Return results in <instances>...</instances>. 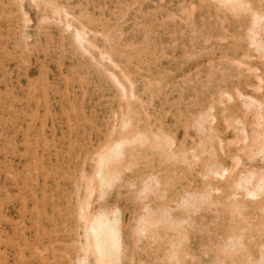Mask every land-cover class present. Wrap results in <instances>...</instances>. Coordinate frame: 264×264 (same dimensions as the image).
Listing matches in <instances>:
<instances>
[{
    "label": "rangeland",
    "instance_id": "374dc122",
    "mask_svg": "<svg viewBox=\"0 0 264 264\" xmlns=\"http://www.w3.org/2000/svg\"><path fill=\"white\" fill-rule=\"evenodd\" d=\"M26 1H28V2H26ZM52 1H55V0H52ZM71 1H73V2L71 3ZM91 1L92 0H80V1L79 0H63V1L58 0L56 3H58L59 6L65 8V9L71 8V10L69 9V12L72 11V12H70V14L73 13L75 15L72 14L73 17L71 16L70 20H72L76 26H78V25L80 26V24L82 22H84L83 25L87 26L86 27L87 29L90 28L89 29L90 31L95 32V33L92 32V34L90 33V36L93 34L96 35L95 36L96 40H99L96 43L100 44V46L98 44V47L100 48V49L98 48L99 50H104L106 52L111 51V53L114 54V56H112L111 53H109V52L108 53L111 55L112 59L117 63L119 61H120L119 63H121L124 60L122 62V64H120V69L125 70V71L128 70L127 72L124 71L126 74L130 71L128 73V76L130 74L132 75L131 77L130 76L129 77L133 81V83L135 84L134 88H135L136 95L139 94L137 96V99H139V100L141 99L140 101L132 100L131 103H133V104H131V108L126 106V104L124 103L125 99L121 97L118 87L113 83V81L110 79V77H108V74H106L105 70L102 67H100V65H98L96 60L92 59L91 56L88 54H82L80 52H79L80 55L78 54V49L73 44V40L70 37L69 33L66 30H65V32L62 31L63 27L60 24L56 23L57 22V20H56L57 16H55L56 17V19H55L54 14H52L49 6L46 7L47 6L46 4H44L42 2H38V7H37L36 4L30 2L29 0H23V2H21V3L16 2V0H13V1L12 0H0V4H1L0 5V188H1L0 189L1 190L0 191V201H1L0 202V206H1L0 207V215H1L0 216V224H1L0 228H3V230H4V232L2 233L3 235H1V238H3L4 240L0 239V240H2L1 241L2 243H0V255L1 256L4 255L3 256L4 258H6V256H7V258H8V260H7L8 263H5L6 261L3 260L4 258L0 256V258H1L0 263L2 261H4L1 264H3V263L4 264H17V263L18 264H24V263L25 264H76V256L78 255V250H79V241L81 240L80 235H82V229H81L82 228V222L78 218V204H79V198H80L81 194L83 193L85 173L88 172V175H89V173H91L90 172L92 170L91 156H92L93 152H95L98 149V147L100 148L102 145L105 146L109 142V140H111L112 137L114 138L115 135H116L115 137H117L118 130H119L118 126H120V125L122 126V122H121L122 118L124 116L126 117V115L130 111L135 112L134 113L135 120L133 121V123L136 124L138 122L137 125L139 126V127H137V131H136V136L138 137L137 144H134L131 141V139L128 137L127 145H123L121 148L122 166L120 164V167L124 171L122 179L120 180L119 183L114 182V183L110 184L109 188H107V191L105 193H103V194L96 193L94 196L93 204H92L93 208H96V210L100 209V207H103L102 208L103 211L106 212V209H107L108 211H110V214H112L114 212L117 215V217L119 219V229L118 230L120 233V240H122L124 242L123 244H124V250H125L122 253V261H123L122 263L123 264H153V263L154 264H158V263L169 264L170 263V262H168L169 260H167L165 258H167L166 254H167L168 248L170 246L168 241L170 238L169 235L170 236L172 235L171 232L160 230L159 231L160 235L158 236L160 241L158 240V237L157 238L154 237L155 239L154 238L151 239V242H150V238H147V239L145 238V239L140 241L141 243H138L139 245L137 244L134 246L133 235H132L131 230H132V226L135 223L134 219H136L142 213V203H141V201L136 200L134 195H135V191L139 188L140 184L142 183V180L147 175H149L150 173H153V174H155V176H158V178H160L159 189H161L160 193L163 195L164 198L162 197L161 201H159L160 200L159 197H154V196L150 195V197H148L147 200H145V201H148V203H150L149 205L151 207L153 206L152 208L155 207V209H158V207L160 208L161 206L167 204V206L168 205L170 206V207L168 206L169 208L172 207L171 209H172L173 214H175V216L182 217L181 211L177 208V201H178L180 195L185 191L191 190L192 192L189 193V196L191 199H194V197H195L194 190H196L197 188H198L197 191L202 190L204 188V184H206V181L198 173V169H197L198 166L195 167L196 163L202 160V157L208 158L206 153L202 155V148L204 147V145L202 143H200V141L202 140V127H199L196 124L197 119L208 120V118H210V116H211L212 111L215 112V116H216L215 119L216 120H214V122H213L214 124H212V126L215 125L213 127H215V129H216V135L218 134L217 136H219L220 141H219V139L218 140L215 139V141L213 142V145H214L213 147L216 150L217 159L220 162H222L226 167L232 166V163H233L232 158H233L234 154L236 153V148H237V146L232 143V140L235 138V133L233 132V130L231 128L230 129L227 128L225 122L223 121V117H222L223 114L221 113L220 110L224 106H222L218 102V100H219L221 92L226 88V86H225V84H226L227 90L225 89L224 91L229 92L230 94L235 96L234 97L235 101L229 103L228 106L230 107V109L232 108V110H231V111H233L232 114L236 115V112H240L239 108H238L239 105H237L238 101L236 99L237 90L238 91L240 90V92H242V93H251L253 91L251 88V87H253V84L255 82L253 75L251 73L247 72L246 66H244L242 64L238 65L239 61L244 62L246 60L245 63L251 64L253 66L254 65L260 66V60H258L256 53H254L251 50V47H249V45H248V40H247V36H246L247 26L249 24L248 18L245 15L233 16L228 11H225L223 9L218 8L217 5L215 7V3L212 0L211 1L210 0H151V1H153V3L150 0H148V1L147 0H111V1L110 0H103V1L102 0H93L92 2ZM101 1H102V3H101ZM116 1L117 2L121 1V2L117 3ZM59 2H62L65 5H61L62 3H59ZM80 2L81 3L83 2V3L81 4ZM105 2H107V3H105ZM127 2H129V4ZM160 2L163 3L162 7H164V8L161 7V4H159ZM203 2H205V3H203ZM30 3H31V7H30ZM14 4H15V6H12ZM18 4H20V6ZM70 4H72V5H70ZM100 4L103 6V8ZM67 5H68V8L66 7ZM82 5H83V8H82ZM129 5H130V8H129ZM134 5H135V7H134ZM22 6H23V8H22ZM114 6H117V7L114 8ZM39 7H41V8H39ZM85 7H87L86 10H85ZM158 7H159V9H158ZM165 7L168 11L165 9ZM194 7H195V10H194ZM14 8H16V9H14ZM144 8H145V10H144ZM38 9H39V12H38ZM45 9H46V11H45ZM73 9H74V11H73ZM105 9L107 11H105ZM110 9H111V11H109ZM120 9H121V11H120ZM152 9H153V11H152ZM154 9H156V10H154ZM161 9H163V10H161ZM169 9H171V10L169 11ZM188 9H189V13L187 11ZM11 10L14 12H12ZM209 10H211V11L209 12ZM85 11L87 12V14L84 13ZM100 11L102 12V15H101ZM114 11L115 12L117 11V12L115 13ZM183 11H184V13H183ZM163 12H165V13L167 12L169 17L167 14H164ZM186 12H187V14H185ZM24 13L26 14V18L29 20L26 24L24 23V19H25ZM76 13L78 14V16H76L77 15ZM91 13L94 15V17L92 16ZM48 14L49 15L51 14L52 18H51V15L48 18ZM114 14H116V17ZM174 14H175V16H174ZM183 14H185V15H183ZM202 14H203V16H202ZM225 14L228 17H226ZM46 15H47V17H46ZM140 15L142 17H138ZM158 15H159V17H158ZM80 16H81V18H80ZM96 16H98V17H96ZM101 16H103V17L100 18ZM146 16H147V18H146ZM74 17H76V19L78 21L75 20ZM154 17H155L156 21L154 20ZM203 17H204V19H203ZM45 18H47V19L44 20ZM79 18H80L81 23H79ZM92 18L94 20H92ZM105 18L107 20H105ZM108 18H109V20H108ZM112 19H113V21H112ZM182 19H184V22ZM207 19H208V21H207ZM91 20L93 22H91ZM148 20H149V22H148ZM151 20H152V22H150ZM200 20H201V22H200ZM225 20H227V21H225ZM229 20L231 21V23H229ZM233 20H234V22L232 23ZM100 21H102V22H100ZM108 21H109V23H108ZM110 21H112L113 24ZM135 21L136 22L138 21V23H136ZM195 21L199 27L196 25ZM145 22H147V23L145 24ZM45 23H46V25H45ZM155 23H156V25H155ZM238 23H239V25H238ZM40 24H42L41 29H40ZM140 24H145V25L143 27L142 25L140 26ZM169 24H170V26H169ZM192 24H193V26H192ZM108 25H109V28H108ZM195 25H196V27H195ZM229 25H230V27H229ZM29 26H30V28H29ZM120 26H121V28H120ZM150 26L152 28H150ZM166 26H168V28ZM175 26H177V27H175ZM21 27H22V29H21ZM131 27H134V28H131ZM146 27L148 28V30ZM233 27H235V28H233ZM124 28L126 31L124 30ZM132 29H133V31H132ZM161 29H163V30H161ZM197 29H199V30H197ZM43 30H46V31H43ZM127 30L129 31V33L127 32ZM182 30H183V32H182ZM200 30H202V31H200ZM233 30H234V32H233ZM115 31H117V32H115ZM98 32H100V33H98ZM101 32H104V33H101ZM125 32H126V34H125ZM130 32H132V33H130ZM138 32L140 34L141 33L143 34V32H144V35H142V34L140 35ZM164 32L166 33L165 36H164ZM195 32H197L196 33L197 35L193 34ZM217 32H219V33H217ZM20 33H21V35H20ZM24 33H27V34L30 33V34H28L30 36L29 40L25 41V39L23 37ZM59 33L61 34V36ZM135 33H136V35H135ZM150 33H151V35H154V36L149 35ZM160 33H163V34H160ZM49 34H50V36H49ZM98 34H101L103 36L105 35V38H103L101 35H98ZM112 34H113V38H115L116 40L110 37V36H112ZM124 34L127 35L126 38H125ZM208 34H209V36H208ZM40 35H41V37H40ZM106 35L109 37V39H107L108 44L106 41V38H107ZM178 35H179V37H178ZM194 35H196L195 38H197V40L194 39ZM212 35L214 36L213 39H212ZM169 36H170V38H169ZM184 36H186V37H184ZM227 36H228V39H227ZM33 37H36V38H33ZM38 37H39V39H38ZM60 37H61V39H60ZM117 37H118V39H117ZM207 37L209 39H207ZM44 38H46L48 40L45 39L46 40L45 41ZM70 38H71V40H70ZM120 38L123 39V41H125V42L123 43L122 40H120ZM34 39H35V41H34ZM154 39H156L157 42ZM171 39H175V41H173ZM198 39H200V40H198ZM226 39L229 41H227ZM37 40H39L41 44ZM132 40L134 43L132 42ZM147 40H148V42H146ZM176 40L177 41L180 40L179 41L180 43L177 42ZM201 40H204V41L202 42ZM211 40H213L214 43ZM237 40H238V42H236ZM129 41L131 42V44ZM151 41H153V42H151ZM158 41L160 42V47L158 45L159 44ZM165 41H166V43H165ZM182 41H184V42H182ZM194 41H196L197 43L196 42L194 43ZM19 42H21V43L19 44ZM46 42H48V43H46ZM50 42L53 43V45ZM56 42L58 43V45H56L57 44ZM112 42H114V43L116 42L115 45ZM137 42H138V45H137ZM161 42H164V43H161ZM224 42H226V44ZM35 43H36V46H35ZM43 43L44 44L46 43V46L43 45ZM105 43H106V45H105ZM119 43H120V46H119ZM139 43H140V45H139ZM193 43H194V45L196 44L197 46L195 45L196 47H194ZM199 43H201V44H199ZM102 44H104V45L102 46ZM109 44H110L111 48H109L110 47V46H108ZM111 44H113V46ZM133 44L135 46H138V47H136V49L138 51L137 50L135 51V46ZM142 44H143V46H142ZM148 44H150V46ZM183 44H186V45H183ZM188 44H189V46H188ZM224 44H225V46H224ZM29 45H31V48H29L30 47ZM59 45L65 46L64 49H63V47H61L59 49ZM125 45H126V47H125ZM128 45L130 46V48H128ZM198 45H199V47H198ZM205 45L208 47L207 49H205L206 48ZM27 46H28V49H27ZM107 46L109 49L107 48ZM144 46H145V48H144ZM162 46L165 48H162ZM172 46L174 47V49L172 48ZM69 47H71L72 49L70 50ZM74 47L76 49H74ZM118 47L121 49L119 50ZM140 47L142 48V50ZM157 47H159V48H157ZM187 47H188V49H187ZM193 47L195 48V50ZM22 48H23V50H22ZM149 48L151 49V51ZM160 48L162 51L160 50ZM169 48H171L172 50H170ZM45 49H46L47 53L46 52L43 53L45 51ZM68 49H69V51H68ZM98 49H94L95 51L93 49L91 50V52H92V54H94V56L97 54V52L99 54ZM130 49H131V51H130ZM210 49H211V51H210ZM249 49H250V53H249ZM39 50H41L42 52ZM56 50H58V51H56ZM61 50H62V52H61ZM96 50H98V51L96 52ZM121 50H124L125 52L121 51ZM143 50H144V53H143ZM26 51H27V54H26ZM113 51H114V53H113ZM117 51H118V53H117ZM205 51H208V52H205ZM120 52H123L124 55H122V53H120ZM126 52H127V54H126ZM137 52L140 54L139 56H138ZM227 52H228V55H227ZM4 53H6V54H4ZM74 53L76 56L74 55ZM155 53H157V54H155ZM98 54L95 56L96 59H99ZM128 54H130L131 56ZM231 54L233 56L235 55L236 57L235 56L233 57ZM236 54H238V56ZM71 55L74 57H72ZM87 55L89 57H87ZM150 55L154 59L149 57ZM156 55H159L160 59L157 58L158 56L156 57ZM229 55H231L234 58V60L237 59V60H235V63H234L233 58L230 57ZM45 56H47L48 58ZM123 56L125 57L124 59H123ZM50 57H51V59L53 58L52 59L53 61L50 59ZM62 57H64L65 59ZM133 57H134V60H133ZM184 57H186V58H184ZM203 57H204V59H203ZM118 58H120L119 61H117ZM129 58H132V59H129ZM141 58H143V59L145 58V59L141 60ZM247 58H249V59H247ZM55 59L56 60L58 59V60L56 61ZM75 59H76V61H75ZM135 59H136V61H135ZM147 59H149V60H147ZM155 59H156V62H155ZM213 59L216 60V62H217V60H219V61L216 63ZM225 59H227V60H225ZM130 60H132V61H130ZM58 61H60V62L58 63ZM143 61H145V62H143ZM226 61H228V62H226ZM136 62H138V63H136ZM141 62L143 64H141ZM158 62L160 63V65ZM212 62H214V63H212ZM208 63L213 64V65L216 63V65H214V66L210 65V67H209L210 71H209L208 67H207V66H209ZM75 64H77L79 68H77V65H75ZM86 64H87V67H90V68H86ZM125 64H128V65H125ZM133 64H135V65H133ZM217 64H219V65H217ZM223 64H226V66L227 65L230 66V68H232V69H230L228 66L226 67ZM63 65H64V67H63ZM221 65H223L224 68ZM232 65L236 66V68L232 67ZM75 66H76V68H75ZM95 66H96V68H95ZM127 66L129 68H127ZM132 66H133V68H132ZM149 66L152 68H150ZM108 67L110 70H112V68H111L112 66L108 65ZM145 67L147 68V70ZM158 67L161 69V71ZM212 67H214V69L216 71H214V69L211 70ZM42 68H43V70L40 71V69H42ZM55 68H57V69H55ZM82 68H84V69H82ZM205 68L207 69V72H206ZM228 68H229V70H228ZM59 69H60V72H59ZM90 69H92V70H90ZM151 69H152V71H151ZM226 69H227V71H226ZM235 69H237L236 71H240L239 73L238 72L235 73L236 76H235V74H233L234 72H236V71H234ZM153 70L154 71L157 70L158 73H157V71L154 72ZM99 71H100V73H99ZM101 71H103V72H101ZM114 71H117L120 73L119 69H117V70L115 69ZM224 71H225V73H224ZM41 72H42V74H41ZM56 72L59 74H57ZM76 72H77V75L81 74V76L78 75V77H77L75 75ZM198 72H199V75H198ZM210 72H212V74ZM215 72L217 74L218 73L219 74L217 75ZM222 72H223V75H222ZM72 73L75 75V77H74V75H72ZM154 73L156 74V76ZM202 73H203V75H202ZM204 73L205 74L208 73L209 75L208 74L205 75ZM226 73H228V75L230 74L229 76L233 75L232 77L229 78L230 80L227 79L228 77H227ZM150 74H151V76H150ZM66 75H67V77L69 76L68 79H67ZM91 75H93V76H91ZM215 75H217V76H215ZM219 75H222L224 78L222 76H219ZM224 75H226L227 78ZM239 75H241L240 78H238ZM47 76H48V78H47ZM85 76L87 77V79L85 78ZM100 76H101V80L99 78ZM208 76H210L211 78H209ZM213 76H215V77L212 79ZM58 77H60V78L58 79ZM70 77H72L73 82H72V80H70ZM133 77L135 80L133 79ZM155 77H156V79H154ZM157 77H158V79H157ZM203 77L204 78L206 77L205 80H207V81H205L203 79ZM90 78L93 82L90 80ZM219 78L220 79L222 78V79L218 80ZM83 79L85 81L86 80L87 81L82 82ZM98 79L101 82H99ZM208 79H210L209 80L210 82H208ZM233 79H234V82H232ZM238 79H240V80L238 81ZM66 80H69L71 82L66 81ZM75 80L76 81L78 80L80 83L77 81V84H76ZM194 80H196V81H194ZM48 81H49V83H48ZM200 81L202 82L201 84H200ZM221 81H225V82L221 83ZM37 82H38V85H41L40 87H38V85H36ZM105 82L107 84H104ZM148 82H150V83H148ZM151 82L152 83L155 82L154 88H153L154 84H152ZM191 82H192V85H191ZM204 82H206V85L208 84L210 86V88L207 85V89H206V87H204L205 86ZM217 82L219 83V85ZM42 83H43V85H42ZM65 83H66V85H65ZM67 83H68V86H67ZM97 83L99 86L97 85ZM109 83H111V84H109ZM156 83L157 84L160 83L159 86L156 85ZM198 83H199V85H198ZM215 83H217L216 84L217 86L215 85ZM47 84H49V85H47ZM60 84H61V86H60ZM79 84H80V87H79ZM86 84H87V86H86ZM96 85H97V87H96ZM105 85L106 86L108 85V86L106 87ZM148 85L151 87H149ZM174 85H176V86L173 87ZM186 85H190V87H188V90H186V88H187ZM197 85H198V87H197ZM201 85H202V87H201ZM211 85L212 86L214 85V87H212ZM220 85H222L225 88L223 89L222 86H220ZM43 86H44V88H43ZM140 86L142 88H140ZM156 86H158V87H156ZM194 86L196 87V89ZM56 87H59V88H56ZM64 87L65 88L67 87V88L65 89ZM93 87L94 88L96 87V88L93 90L92 89ZM113 87H114V89H113ZM97 88H99L100 92L99 91L97 92V90H98ZM105 88L106 89L108 88L107 91H105L106 90ZM149 88H150V90H149ZM159 88H160V90H159ZM171 88H173V89H171ZM35 89H37V92ZM40 89H42L41 92H40ZM45 89H47V90H45ZM78 89H80V90H78ZM141 89H142V91H141ZM155 89H157V90H155ZM202 89L204 90V92H202L203 91ZM108 90H110V91L108 92ZM162 90H164V91L167 90V91L164 92ZM178 90H181V91L178 92ZM190 90L192 92H190ZM45 91H48V93H46ZM71 91L72 92L74 91V92L72 93ZM215 91H217V95H216ZM42 92H43V94H42ZM79 92H81V93H79ZM85 92H86V94H85ZM154 92L156 94V95L154 94L155 97L153 96ZM158 92L161 94V96ZM56 93H57V95H56ZM59 93L61 94V96ZM198 93L199 94L201 93L202 95L201 94L199 95ZM205 93H207V94H205ZM54 94H55V97H53ZM76 94H77L78 100L76 99L77 97L75 98ZM93 94H94V96H93ZM115 94L117 95V99H119V100H117L116 98L114 99ZM143 94H144V96H143ZM171 94H172V96H171ZM43 95L47 96L48 98L47 97L44 98ZM90 95H91V97H90ZM100 95H103V96H100ZM111 95L113 96V98ZM119 95H120V97H119ZM162 95H163V97H162ZM208 95H209V97H208ZM213 95H214V97H213ZM15 96L17 98H15ZM108 96L111 98V100ZM72 97H73L74 101H73ZM88 97L90 98V100L91 99L92 100L90 101ZM106 97H107V100H105ZM152 97H154V99ZM205 97H206V100H205ZM46 98L48 99V101ZM62 98H63V100H62ZM52 99L54 101H52ZM98 99H99V101H98ZM196 99H198V101ZM202 99L204 102H206L207 99L210 101L209 102L207 101L205 104H203L204 102L202 101ZM214 99H216L218 103ZM169 100H170L171 104H170ZM175 100H176V103H174ZM182 100L184 102L181 103ZM93 101L95 102L94 107H93ZM144 101L146 103H144ZM165 101L168 102L169 104L168 103L166 104ZM199 101H200V104H199ZM116 102H118V105ZM141 102L144 104H142ZM159 102L162 104H160ZM178 102H179V104H178ZM186 103H187V106H186ZM232 103L234 105H232ZM62 104H64V105H62ZM70 104L72 107L75 105L73 109L70 106ZM106 105H108V106L106 107ZM144 105H146V106H144ZM164 105H166V107ZM215 105H216V109H215ZM61 106H63V107H61ZM68 106H69V108H68ZM85 106H86V109H85ZM174 106H178L180 108L174 107ZM185 106L187 107L186 110H185ZM76 107H78V108H76ZM144 107L146 108V110ZM217 108H219V109L217 110ZM74 109H75V111H74ZM91 109L92 110L94 109V110L92 111ZM100 109H101V111H100ZM76 110H77V112H76ZM33 111H34V113L35 112L36 113L33 114ZM61 111H63V112H61ZM64 111H66V113H68V114L66 115V113ZM146 111L148 112V115H147ZM182 111H183V114H182ZM25 112L28 113L29 115L28 114L24 115V114H26ZM44 112H45V115H44ZM74 112H76V113H74ZM80 112L82 115L78 114ZM173 112L176 114H174ZM214 112H213V114H214ZM48 113H49V115H48ZM61 113H63V114L61 115ZM51 114H52V116H51ZM57 114L59 116H57ZM84 114H85V118H83ZM90 114L95 116V117L91 116ZM103 114H104V116H103ZM177 114H179V115H177ZM34 115H35V119H34ZM79 115H81V116H79ZM149 115H151V117ZM36 116L38 117V119ZM47 116H48V118H47ZM62 116H64V117H62ZM88 116H89V118H88ZM211 117H213V116H211ZM59 118L60 119L62 118V119L60 120ZM188 118H189V120H188ZM42 119H43V123H42ZM68 119H70V120H68ZM102 119H104V120H102ZM45 120H46V122H45ZM54 120H56V121H54ZM87 120H88L89 126L87 125L88 124ZM101 120H102V122H101ZM83 121H85V122H83ZM90 121H92L94 124L93 123L91 124ZM220 121H221V123H220ZM38 122H40L41 126L38 125L39 124ZM50 122H52V123H50ZM70 122H71V124H70ZM80 122H81V124H80ZM60 123L62 124V126L60 125ZM219 123H220V125H219ZM43 124L45 125V127ZM50 124H52V125H50ZM94 125H95V127H94ZM33 126H35V127H33ZM92 126L94 129L90 128V130H89V127H92ZM52 127L54 130H52ZM97 127L98 128L100 127V129H98ZM102 127H105V128H102ZM217 127H219V128L217 129ZM82 128H83V130H82ZM43 129H44V131H43ZM60 129H61V131H60ZM115 129H117V131ZM91 130H93V131H91ZM114 131L116 134L114 133ZM218 131L221 134H219ZM43 132L45 135L40 136L43 134ZM89 132H91V133H89ZM95 132H97V133H95ZM151 132H154V134L152 133L153 135H151ZM161 132L162 133L164 132V134L166 133V135L172 137L173 140L174 139L176 140V141L174 140L175 145L173 148H175V150H176V148L178 147L177 151H179V156L177 157V161L183 160V159H188L187 162L190 165V167L192 168L191 170H189V172H188V168L182 163H180L179 166L177 167V165H175L176 163H174V162L173 163H171V162L165 163V162H161L160 160H158V157L156 155L157 150L153 149V145H156L159 143V140H158L159 137L158 136H159V134H161ZM27 133H28V135H27ZM81 133H83V135L85 137H83V135ZM87 134H89V135H87ZM91 134H92V136H91ZM169 134H171L172 136ZM62 136H64L65 138ZM86 136H89L90 140H89V137H86ZM100 136H101V138H100ZM58 138L60 139L59 141H58ZM61 138H62V141L64 139L66 141L64 140L62 143ZM48 140H51V141L49 142ZM36 141H37V143H36ZM52 141H53V143H52ZM221 141L223 143L225 141V143L224 144L220 143ZM30 142H32V143H30ZM31 144L33 146H31ZM69 145L71 146L70 148H69ZM232 146H234V147L231 148ZM228 147L231 148V152H230V149ZM33 149L35 150V152ZM89 151H91L92 153ZM167 152L168 151H166L165 153H167ZM222 152L224 154L225 153L226 154L224 155ZM225 157H226V159H225ZM243 161L244 162L246 161L245 158L243 159ZM257 163L258 162H255V163L252 162L253 165H257ZM168 164L172 165V167H169ZM173 165H175L176 167ZM258 165H260V163H258ZM176 169H177V171H176ZM179 170H180L181 174L178 173ZM193 170L195 172L196 171L197 172L193 173L194 172ZM190 171L191 172L193 171V172L191 173ZM164 172H165V174H164ZM169 172H170V174H169ZM175 173H176L177 177H176ZM183 174L186 176V179H185V176H183ZM179 176L183 177V179H181ZM193 176H194V178H193ZM178 177H179V179H178ZM175 178H176V180H175ZM189 178H191V179H189ZM170 181H172L173 185L171 184ZM167 183L169 184V187L167 186L168 185ZM170 187H171V189H170ZM200 187H201V189H200ZM21 188L23 191L21 190ZM4 190H7L8 193ZM165 191H167V193H165ZM164 194H166V196ZM167 194H168V196H167ZM223 194L224 193H222V195H220V196L222 197ZM216 195L218 196L217 193H216ZM10 198H11V200L9 201ZM24 198H26L25 199L26 201L23 200ZM3 200L4 201L6 200V201L4 202ZM37 200L40 202H38ZM23 201L25 202V205H24ZM34 201L35 202L37 201V202L35 203ZM1 203H3V204H1ZM8 204H11V205H8ZM160 204H161V206H160ZM32 205H34V206H32ZM40 205H41V207H40ZM25 207H26V212H25ZM35 207L36 208L38 207L37 208L38 210H36ZM34 208H35V210H34ZM30 209H31V211H30ZM44 209H46V211ZM205 210L206 211L202 210V212L204 214L201 212L200 209H197L196 212L193 211V213H191L192 214L191 217H193L192 220H194L193 222H191V225H193V224L194 225L193 226L190 225V228L188 226L187 230L189 233L187 232L186 238L188 240V237H189V239L192 240L193 243L191 244L190 240H188V243H187V240L184 241V243H183L184 250L183 251L187 252V253H184L185 259L183 258L184 255H182L183 256L182 259L184 260L183 263L184 264L185 263L186 264H197V263L198 264H206V263L210 264L212 262L211 264H213V263L214 264L215 263L216 264H231V261L227 260V259L224 260V263L223 262L220 263L219 262L220 256L218 253L219 252L218 242L221 239H225V234H227V232L229 230L231 215H228L227 211H226L227 213L224 211L222 212L220 204H218L216 210H215V207H213V208L211 207L210 210L209 209H205ZM211 210H213V211H211ZM18 211H20V212H18ZM38 211H39V213H38ZM209 211H210V213H209ZM217 211H219V212H217ZM220 211L222 213V216H220L221 215ZM24 212L27 214H25ZM212 212L216 213V216ZM28 213H31V214L28 215ZM34 213H36V214H34ZM195 213L197 216H195ZM217 213H218V215H217ZM74 215H75V217H74ZM203 215H204V217L206 216L205 219H204ZM245 215H244V217L247 218V220L252 221V222H258L260 220L261 214H260L259 210H255L254 212L251 213V215H248L247 217ZM25 216H26V218H25ZM244 217H243V219H244ZM75 218H76V220H75ZM216 218H218L217 221H216ZM32 219L34 221H31ZM200 219L202 220V222H200L201 221ZM209 219H211L212 221L210 220V222H209ZM234 219H236V221H238L239 218L236 217ZM206 220H208V221H206ZM6 221H7V224H6ZM11 221H12V223H15L18 221V224L15 223V225H14L11 223ZM35 221H36V223H35ZM40 222H41V224H40ZM80 222H81V226H80L81 228L79 227ZM200 223L202 225H200ZM10 224H12V225L10 226ZM197 224H199V225L197 226ZM207 224H208V227H207ZM203 225H205V226H203ZM258 226L259 225H257L256 228ZM202 228H203L204 232L201 233ZM256 228L254 227L252 229L251 233H252V237L255 236V239L253 238V241H257V239H258L257 242H259L260 237L257 235V232L255 230ZM12 229H13V232H12ZM38 229H39V231H38ZM212 229H213V231H212ZM36 230L38 231V233L36 232ZM192 230H195V234H194V231L192 232ZM75 231H77V232H75ZM165 232H167V233H165ZM213 232L215 235L213 234ZM4 233H6L7 236ZM43 233H45L46 235ZM203 233L205 234V238H204ZM201 235H202L203 240L201 238ZM9 236H10V238H9ZM22 236H23V239H22ZM42 236H43V238L41 239ZM162 237L164 239H162ZM218 237H219V239H218ZM36 238L37 239L39 238V239L37 240ZM165 238H167V239H165ZM5 239L9 240L7 246L5 244L6 242L5 243L3 242V241H6ZM10 239H13V241L15 240V242L12 241L14 244L10 242L11 241ZM16 239L18 240V242L16 241ZM205 239L206 240L209 239V243H211V244L207 243V241ZM146 240H149V241H146ZM156 240H158V241H156ZM39 241H40V243H39ZM152 241H154L155 243ZM26 242H28V243H26ZM158 242H161V243H158ZM202 242H204V244H207V247L203 244L205 246V249L203 248ZM16 243H17V246H15ZM25 243H26V245H25ZM199 244L202 247H200ZM214 244L215 245L217 244L216 247ZM9 245H11V246H9ZM155 245H156V247H155ZM27 246H29L28 249H26ZM138 246L140 249L138 248ZM160 246L162 249L160 248ZM164 246L166 249L164 248ZM208 246H210V247L208 248ZM21 247L23 250L22 249L19 250V248H21ZM183 247H182V249H183ZM251 247H253V245H251ZM146 248H148L149 250L148 249L146 250ZM157 248H159V252H158ZM214 248L217 251V253H216L217 255L215 254L216 251L214 250ZM15 249H17V250H15ZM208 249H210V251ZM150 250H152L154 252H151ZM161 250H163L166 254H163ZM205 250H206V252H205ZM20 251L22 253H25V255L20 253ZM149 251H150V254H149ZM197 251H200V252H197ZM155 252L159 253V254H157V257L159 255H162V254L163 255L159 256L157 258L154 256L156 254ZM36 253H38V254H36ZM153 253H155V254L152 256ZM208 253H211V254H208ZM187 254H188V256H187ZM189 254H191V255H189ZM193 254L197 258H195V256ZM23 255L26 256V258L25 257L23 258ZM192 255H193L194 259L192 258ZM147 256H149L148 259H147ZM189 256H190V258H189ZM13 257H15V258H13ZM31 257H33V258H31ZM27 258H29V259H27ZM214 258L216 260L213 262L212 260H214ZM145 259H146V261H145ZM162 259H164V262ZM132 260H133V262H132ZM208 260H211V262L210 261L208 262Z\"/></svg>",
    "mask_w": 264,
    "mask_h": 264
},
{
    "label": "bare ground",
    "instance_id": "6f19581e",
    "mask_svg": "<svg viewBox=\"0 0 264 264\" xmlns=\"http://www.w3.org/2000/svg\"><path fill=\"white\" fill-rule=\"evenodd\" d=\"M13 1V0H12ZM30 2H32V3H34V4H36L37 5V7H38V2H42V3H44V4H46L47 6L46 7H48L49 6V8H50V10H51V12H52V14H54V17L55 16H57V19H56V17H55V19L57 20V22L56 23H58V24H60L63 28H62V31H64L65 32V30L69 33V35H70V37L72 38V40H73V44L75 45V47L78 49V54H79V52L80 53H82V54H88V55H90L91 56V58L92 59H94V60H96V62L98 63V65H100V67H102L104 70H105V72H106V74H108V77H110V79L113 81V83L118 87V89H119V91H120V95H121V97L122 98H124L125 99V104H126V106L127 107H129V108H131V104H133V103H131L132 102V100H138V101H140L139 99H137V96L139 95H136V93H135V88H134V83H133V81L130 79V77L132 76L131 74L128 76V73L130 72H128L127 74L125 73V72H127V71H125V70H122V69H120V64H122V62L124 61H122L121 63H119L120 61H119V59L120 58H118V60L117 61H119L118 63L117 62H115L113 59H112V57H111V55L109 54V53H111V51L109 52L107 49V51L109 52H106V51H104V50H99L100 48L98 47V44L96 43L97 41H99V40H96V35L95 34H93V35H91L90 36V33L92 34V32L93 31H90L89 29H87L86 27L87 26H85V25H83V23L84 22H80V18H81V16H80V18H79V23H81L80 24V26L78 25V26H76L74 23H73V21L72 20H70V17L72 16V14H70V12H72V11H70L69 12V9L71 10V8H68V5L66 6L68 9H65V8H63V7H61V6H59V4L58 3H56L58 0H55V1H52V0H29ZM60 1V0H59ZM63 1V0H62ZM80 1V0H79ZM93 1V0H92ZM91 1V2H92ZM103 1V0H102ZM102 1H101V3H102ZM111 1V0H110ZM109 1V2H110ZM148 1V0H147ZM151 1V0H150ZM211 1V0H210ZM209 1V2H210ZM214 3H215V7H216V5H217V7L218 8H220V9H223V10H225V11H228L231 15H233V16H241V15H245L247 18H248V22H249V24H248V26H247V34H246V36H247V40H248V45H249V47H251V50L254 52V53H256V55H257V58H258V60H260V66H258V65H251V64H248V63H245V61L244 62H242V61H239L238 63V65H240V64H242V65H244V66H246V70H247V72H249V73H251L252 75H253V78L255 79V82H254V84H253V87H251L252 88V92L251 93H242V92H240V90L238 91L237 90V93H236V99H237V101H238V103H237V105H239L238 106V108H239V111L240 112H236V115H234V114H232L233 113V111H231L232 110V108L230 109V107L228 106L229 105V103H231V102H233V101H235V99H234V97L235 96H233L232 94H230L229 92H226V91H224L226 88H227V85L225 84V86H226V88L225 87H223L222 85H220V86H222V88L224 89L222 92H221V94H220V97H219V100H218V102L222 105V106H224L220 111H221V113L223 114V121L225 122V124H226V126H227V128H231L232 130H233V132L235 133V138L232 140V143L233 144H235L236 146H237V148H236V153L234 154V156H233V158H232V166L231 167H226L222 162H220L218 159H217V154H216V150L214 149V145H213V142L215 141V139L216 140H218L219 139V136H217L216 135V129H215V127H213V126H215V125H213L212 126V124H214L213 122H214V120H216L215 118H216V116H215V112L214 111H212V113H211V116H213V117H211L210 116V118H208V120H203V119H197L196 120V124L199 126V127H202V140L200 141V143H202L203 145H204V147L202 148V155L203 154H207V156H208V158H204V157H202V160L201 161H199V162H197L196 163V165H195V167L196 166H198L197 167V169H198V173L202 176V178L206 181V184H204V188L202 189V190H199V191H197V189L196 190H194V194H195V197H194V199H191L190 198V196H189V193H191L192 191L190 190V191H185V192H183L181 195H180V197H179V199H178V201H177V208L181 211V213H182V217H180V216H175V214H173V212H172V207L171 208H169L168 206H167V204H165V205H163V206H161V204H160V206L162 207H158V209H155V207L154 208H152L149 204L150 203H148V201H145V200H147V198L148 197H150V195H152V196H154V197H159V201H161V198L163 197V195L160 193V190L161 189H159V186H160V178H158V176H155V174H153V173H150L149 175H147L143 180H142V183L140 184V186H139V188L135 191V195H134V197H135V199L136 200H139V201H141V203H142V213L136 218V219H134V221H135V223H134V225L132 226V230H131V232H132V235H133V243H134V246L135 245H137L138 243H141L140 241L141 240H143V239H147V238H150V242H151V239H153L154 237H158L160 234H159V231L160 230H163V231H168V232H171V236L169 235V241H168V243H169V248H168V251H167V254L163 251V250H161L162 251V253L163 254H166V257L167 258H165V259H167V260H169L168 262H170L169 264H184L183 263V259H182V255H184V253H187V252H184L183 250H184V247H183V243H184V241L185 240H187V238H186V235H187V232H188V230H187V228H188V226H189V228H190V225H191V222H193L194 220H192L193 219V217H191V213H193V211L194 212H196V210L197 209H200L201 210V212H202V210H204V211H206L205 209H209L210 210V208L212 207H215V210H216V208H217V206H218V204H220V207H221V210H222V212L224 211V212H228V215H231V221H230V226H229V230H228V232H227V234H225V239H221L219 242H218V250H219V256H220V259H219V262L220 263H224V260L225 259H227V260H230L231 261V264H264V0H212ZM16 2H19V3H21V2H23V0H16ZM26 2H28V1H26ZM73 1H71V3H72ZM90 2V1H89ZM100 2V1H99ZM117 2V1H116ZM118 2H121V1H118ZM117 2V3H118ZM137 2V1H136ZM152 3H153V1H151ZM155 2V1H154ZM158 2V1H157ZM207 2V1H206ZM208 2V3H209ZM25 3V2H24ZM59 3H62V2H59ZM81 3V2H80ZM83 3V2H82ZM81 3V4H82ZM98 3V2H97ZM105 3H107V2H105ZM128 4H129V2H127ZM203 3H205V2H203ZM3 4V3H2ZM74 4V3H73ZM94 4V3H93ZM96 4V3H95ZM110 4V3H109ZM144 4V3H143ZM159 4H161V7H162V2H160ZM212 4V3H211ZM1 5V4H0ZM19 6H20V4H18ZM23 5V4H22ZM61 5H65L64 3H62ZM70 5H72V4H70ZM85 5V4H84ZM101 5V4H100ZM152 5V4H151ZM158 5V4H157ZM10 6V5H9ZM12 6H15V4L14 5H12ZM44 6V5H43ZM79 6V5H78ZM89 6V5H88ZM93 6V5H92ZM102 6V5H101ZM100 6V7H101ZM113 6V5H112ZM122 6V5H121ZM137 6V5H136ZM169 6V5H168ZM30 7H31V3H30ZM80 7V6H79ZM91 7V6H90ZM89 7V8H90ZM108 7V6H107ZM117 6H114V8H116ZM123 7V6H122ZM121 7V8H122ZM134 7H135V5H134ZM147 7V6H146ZM145 7V8H146ZM156 7V6H155ZM184 7V6H183ZM204 7V6H203ZM202 7V8H203ZM17 8V7H16ZM16 8H14V9H16ZM22 8H23V6H22ZM39 8H41V7H39ZM76 8V7H75ZM82 8H83V5H82ZM86 8L87 7H85V10H86ZM96 8V7H95ZM102 8H103V6H102ZM101 8V9H102ZM129 8H130V5H129ZM128 8V9H129ZM137 8V7H136ZM145 8H144V10H145ZM162 8H164V7H162ZM133 9V8H132ZM148 9V8H147ZM157 9V8H156ZM156 9H154V10H156ZM158 9H159V7H158ZM165 9H166V7H165ZM173 9V8H172ZM184 9V8H183ZM197 9V8H196ZM206 9V8H205ZM23 10V9H22ZM77 10V9H76ZM79 10V9H78ZM96 10V9H95ZM115 10V9H114ZM126 10V9H125ZM131 10V9H130ZM142 10V9H141ZM161 10H163V9H161ZM167 10V9H166ZM165 10V11H166ZM171 9H169V11H170ZM178 10V9H177ZM194 10H195V7H194ZM12 11V10H11ZM10 11V12H11ZM45 11H46V9H45ZM73 11H74V9H73ZM80 11V10H79ZM88 11V10H87ZM105 11H107L106 9H105ZM104 11V12H105ZM109 11H111V9L109 10ZM120 11H121V9H120ZM151 11V10H150ZM152 11H153V9H152ZM168 11V10H167ZM188 11V13H189V9L187 10ZM211 10H209V12H210ZM12 12H14V11H12ZM26 12V11H25ZM38 12H39V9H38ZM83 12V11H82ZM101 12V11H100ZM115 12V11H114ZM117 12V11H116ZM115 12V13H116ZM140 12V11H139ZM157 12V11H156ZM81 13V12H80ZM84 13H86L87 14V12L85 11ZM154 13V12H153ZM159 13V12H158ZM164 14H167L168 15V13L166 12H163ZM172 13V12H171ZM183 13H184V11H183ZM199 13V12H198ZM197 13V14H198ZM212 13V12H211ZM210 13V14H211ZM222 13V12H221ZM227 13V12H226ZM77 14V13H76ZM92 14V13H91ZM113 14V13H112ZM140 14V13H139ZM145 14V13H144ZM185 14H187V12L185 13ZM185 14H183V15H185ZM45 15V14H44ZM51 15V14H50ZM50 15L48 14V18L50 17ZM73 15H75V14H73ZM99 15V14H98ZM101 15H102V12H101ZM104 15V14H103ZM107 15V14H106ZM115 15V17H116V14H114ZM147 15V14H146ZM151 15V14H150ZM189 15V14H188ZM193 15V14H192ZM223 15V14H222ZM24 16H25V19H24V23L26 24L29 20L26 18V14L24 13ZM29 16V15H28ZM76 16H78V14L76 15ZM91 16V15H90ZM89 16V17H90ZM92 16L94 17V15L92 14ZM136 16V15H135ZM148 16V15H147ZM147 16H146V18H147ZM164 16V15H163ZM172 16V15H171ZM174 16H175V14H174ZM197 16V15H196ZM201 16V15H200ZM202 16H203V14H202ZM207 16V15H206ZM219 16V15H218ZM225 16H226V14H225ZM46 17H47V15H46ZM73 17V16H72ZM96 17H98V16H96ZM103 16H101L100 18H102ZM138 17H142L141 15L140 16H138ZM158 17H159V15H158ZM168 17H169V15H168ZM182 17V16H181ZM220 17V16H219ZM226 17H228V16H226ZM11 18V17H10ZM29 18V17H28ZM51 18H52V15H51ZM75 18V20H77L76 19V17H74ZM73 18V19H74ZM86 18V17H85ZM107 18V17H106ZM105 18V20H107ZM112 18V17H111ZM163 18V17H162ZM180 18V17H179ZM190 18V17H189ZM188 18V19H189ZM193 18V17H192ZM207 18V17H206ZM47 18H45L44 20H46ZM98 19V18H97ZM104 19V18H103ZM102 19V20H103ZM117 19V18H116ZM141 19V18H140ZM151 19V18H150ZM181 19V18H180ZM185 19V18H184ZM184 19H182L183 20V22H184ZM203 19H204V17H203ZM227 19V18H226ZM235 19V18H234ZM243 19V18H242ZM31 20V19H30ZM43 20V21H44ZM50 20V19H49ZM48 20V21H49ZM92 20H94L93 18H92ZM91 20V22H93ZM108 20H109V18H108ZM153 20V19H152ZM152 20L150 21V22H152ZM154 20H155V17H154ZM172 20V19H171ZM176 20V19H175ZM198 20V19H197ZM202 20V19H201ZM201 20H200V22H201ZM228 20V19H227ZM227 20H225V21H227ZM51 21V20H50ZM78 21V20H77ZM82 21V20H81ZM85 21V20H84ZM112 21H113V19H112ZM112 21H110L112 24H113V22ZM116 21V20H115ZM139 21V20H138ZM138 21L136 22V23H138ZM142 21V20H141ZM144 21V20H143ZM156 21V20H155ZM159 21V20H158ZM189 21V20H188ZM194 21V20H193ZM199 21V20H198ZM203 21V20H202ZM207 21H208V19H207ZM224 21V22H225ZM95 22V21H94ZM100 22H102V21H100ZM148 22H149V20H148ZM167 22V21H166ZM234 22V20L232 21V23ZM239 22V21H238ZM44 23V22H43ZM98 23V22H97ZM108 23H109V21H108ZM147 22H145V24H146ZM168 23V22H167ZM186 23V22H185ZM195 23H196V21H195ZM229 23H231V21L229 20ZM23 24V23H22ZM31 24V23H30ZM29 24V25H30ZM94 24V23H93ZM101 24V23H100ZM103 24V23H102ZM132 24V23H131ZM135 24V23H134ZM145 24H140V26L142 25L143 27H144V25ZM171 24V23H170ZM170 24H169V26H170ZM181 24V23H180ZM188 24V23H187ZM186 24V25H187ZM203 24V23H202ZM201 24V25H202ZM42 24H40V29H41V26ZM45 25H46V23H45ZM44 25V26H45ZM97 25V24H96ZM155 25H156V23H155ZM154 25V26H155ZM166 25V24H165ZM196 25H197V23H196ZM196 25H195V27H196ZM220 25V24H219ZM238 25H239V23H238ZM27 26V25H26ZM106 26V25H105ZM119 26V25H118ZM117 26V27H118ZM139 26V27H140ZM149 26V25H148ZM152 26V25H151ZM150 26V28H152ZM180 26V25H179ZM183 26V25H182ZM188 26V25H187ZM192 26H193V24H192ZM198 26V25H197ZM210 26V25H209ZM218 26V25H217ZM224 26V25H223ZM28 27V26H27ZM26 27V28H27ZM48 27V26H47ZM46 27V28H47ZM104 27V26H103ZM111 27V26H110ZM161 27V26H160ZM167 28H168V26H166ZM175 27H177V26H175ZM199 27V26H198ZM201 27V26H200ZM204 27V26H203ZM229 27H230V25H229ZM29 28H30V26H29ZM61 28V27H60ZM106 28V27H105ZM108 28H109V25H108ZM120 28H121V26H120ZM123 28V27H122ZM131 28H134V27H131ZM147 28V27H146ZM154 28V27H153ZM157 28V27H156ZM233 28H235V27H233ZM21 29H22V27H21ZM43 29V28H42ZM99 29V28H98ZM107 29V28H106ZM186 29V28H185ZM214 29V28H213ZM232 29V28H231ZM230 29V30H231ZM25 30V29H24ZM61 30V29H60ZM105 30V29H104ZM118 30V29H117ZM124 30H125V28H124ZM147 30H148V28H147ZM154 30V29H153ZM161 30H163V29H161ZM165 30V29H164ZM174 30V29H173ZM196 30V29H195ZM197 30H199V29H197ZM216 30V29H215ZM229 30V31H230ZM242 30V29H241ZM43 31H46V30H43ZM98 31V30H97ZM106 31V30H105ZM104 31V32H105ZM122 31V30H121ZM126 31V30H125ZM132 31H133V29H132ZM140 31V30H139ZM144 31V30H143ZM157 31V30H156ZM166 31V30H165ZM170 31V30H169ZM175 31V30H174ZM188 31V30H187ZM192 31V30H191ZM200 31H202V30H200ZM228 31V32H229ZM104 32H101V33H104ZM115 32H117V31H115ZM119 32V31H118ZM127 32L129 33V31L127 30ZM146 32V31H145ZM150 32V31H149ZM167 32V31H166ZM177 32V31H176ZM182 32H183V30H182ZM220 32V31H219ZM219 32H217V33H219ZM233 32H234V30H233ZM43 33V32H42ZM45 33V32H44ZM93 33H95V32H93ZM98 33H100V32H98ZM112 33V32H111ZM110 33V34H111ZM127 33V34H128ZM130 33H132V32H130ZM139 33V32H138ZM147 33V32H146ZM152 33V32H151ZM151 33L149 34V35H151ZM159 33V32H158ZM170 33V32H169ZM197 32H195V33H193V34H196ZM199 33V32H198ZM202 33V32H201ZM200 33V34H201ZM207 33V32H206ZM210 33V32H209ZM213 33V32H212ZM221 33V32H220ZM28 34H30V33H28ZM27 33H24L23 34V37H24V39H25V41H27V40H29V38H30V36L28 35ZM60 34V33H59ZM58 34V35H59ZM114 34V33H113ZM113 34H112V36H110L111 38H113ZM125 34H126V32H125ZM124 34V35H125ZM140 34V33H139ZM142 34V33H141ZM140 34V35H141ZM148 34V33H147ZM146 34V35H147ZM160 34H163V33H160ZM173 34V33H172ZM183 34V33H182ZM188 34V33H187ZM227 34V33H226ZM230 34V33H229ZM234 34V33H233ZM20 35H21V33H20ZM53 35V34H52ZM51 35V36H52ZM98 35H101V34H98ZM122 35V34H121ZM131 35V34H130ZM135 35H136V33H135ZM142 35H144V32H143V34ZM166 35V33L164 32V36ZM181 35V34H180ZM184 35V34H183ZM197 35V34H196ZM196 35H194V39H196L197 40V38H195V36ZM204 35V34H203ZM206 35V34H205ZM215 35V34H214ZM219 35V34H218ZM222 35V34H221ZM235 35V34H234ZM36 36V35H35ZM49 36H50V34H49ZM60 36H61V34H60ZM103 38H105V35L103 36V35H101ZM107 36V35H106ZM123 36V35H122ZM126 36L127 35H125V38H126ZM134 36V35H133ZM151 36H154V35H151ZM157 36V35H156ZM191 36V35H190ZM201 36V35H200ZM208 36H209V34H208ZM37 37V36H36ZM36 37H33V38H36ZM40 37H41V35H40ZM58 37V36H57ZM119 37V36H118ZM118 37H117V39H118ZM143 37V36H142ZM141 37V38H142ZM174 37V36H173ZM177 37V36H176ZM178 37H179V35H178ZM183 37V36H182ZM184 37H186V36H184ZM204 37V36H203ZM213 35H212V39H213ZM236 37V36H235ZM47 38V37H46ZM46 38H44V40L46 39ZM71 38H70V40H71ZM99 38V37H98ZM122 38V37H121ZM120 38V40H122V42L124 43L125 41H123V39H121ZM124 38V39H125ZM140 38V37H139ZM144 38V37H143ZM155 38V37H154ZM159 38V37H158ZM162 38V37H161ZM169 38H170V36H169ZM175 38V37H174ZM189 38V37H188ZM202 38V37H201ZM216 38V37H215ZM21 39V38H20ZM38 39H39V37H38ZM43 39V38H42ZM60 39H61V37H60ZM67 39V38H66ZM69 39V38H68ZM107 39H109V37L107 36V38H106V41H107V44H108V40ZM113 39H115V38H113ZM137 39V38H136ZM157 39V38H156ZM156 39H154V40H156ZM164 39V38H163ZM176 39V38H175ZM175 39H171V40H173V41H175ZM186 39V38H185ZM191 39V38H190ZM203 39V38H202ZM205 39V38H204ZM207 39H209L208 37H207ZM227 39H228V36H227ZM226 39V40H227ZM230 39V38H229ZM243 39V38H242ZM46 40H48V39H46ZM45 40V41H46ZM116 40V39H115ZM129 40V39H128ZM127 40V41H128ZM138 40V39H137ZM136 40V41H137ZM153 40V39H152ZM159 40V39H158ZM198 40H200V39H198ZM225 40V41H226ZM240 40V39H239ZM34 41H35V39H34ZM37 41H39V40H37ZM113 41V40H112ZM169 41V40H168ZM177 41V40H176ZM180 41V40H179ZM179 41H177V42H179ZM202 42L204 41V40H201ZM212 42H213V40H211ZM223 41V40H222ZM227 41H229V40H227ZM61 42V41H60ZM121 42V41H120ZM130 42V41H129ZM128 42V43H129ZM132 42H133V40H132ZM141 42V41H140ZM146 42H148V40L146 41ZM150 42V41H149ZM151 42H153V41H151ZM156 42H157V40H156ZM159 42V41H158ZM182 42H184V41H182ZM196 41H194V43H195ZM208 42V41H207ZM236 42H238V40L236 41ZM18 43V42H17ZM21 42H19V44H20ZM24 43V42H23ZM22 43V44H23ZM32 43V42H31ZM39 43H40V41H39ZM38 43V44H39ZM46 43H48V42H46ZM46 43L44 44L43 43V45H45L46 46ZM51 43V42H50ZM57 43V42H56ZM55 43V44H56ZM68 43V42H67ZM66 43V44H67ZM112 43H114V42H112ZM116 43V42H115ZM115 43H114V45H115ZM134 43V42H133ZM136 43V42H135ZM161 43H164V42H161ZM165 43H166V41H165ZM172 43V42H171ZM180 43V42H179ZM178 43V44H179ZM187 43V42H186ZM194 43H193V45H194ZM197 43V42H196ZM214 43V42H213ZM225 44H226V42H224ZM41 44V43H40ZM52 45H53V43H51ZM60 44V43H59ZM69 44V43H68ZM122 44V43H121ZM127 44V43H126ZM130 44H131V42H130ZM129 44V45H130ZM199 44H201V43H199ZM209 44V43H208ZM217 44V43H216ZM220 44V43H219ZM225 44H224V46H225ZM27 45V44H26ZM56 45H58V43L56 44ZM71 45V44H70ZM104 44H102V46H103ZM105 45H106V43H105ZM112 46H113V44H111ZM128 45V48H130V46ZM134 45V44H133ZM137 45H138V42H137ZM139 45H140V43H139ZM149 46H150V44H148ZM159 47H160V42H159ZM163 45V44H162ZM175 45V44H174ZM177 45V44H176ZM183 45H186V44H183ZM196 45V44H195ZM194 45V47H196ZM207 45V44H206ZM205 45V46H206ZM212 45V44H211ZM222 45V44H221ZM20 46V45H19ZM24 46V45H23ZM30 47L29 48H31V45H29ZM35 46H36V43H35ZM34 46V47H35ZM50 46V45H49ZM99 46H100V44H99ZM108 46H110V44L108 45ZM108 46H107V48H108ZM119 46H120V43H119ZM135 46V45H134ZM142 46H143V44H142ZM148 46V47H149ZM168 46V45H167ZM171 46V45H170ZM169 46V47H170ZM178 46V45H177ZM188 46H189V44H188ZM202 46V45H201ZM200 46V47H201ZM217 46V45H216ZM38 47V46H37ZM36 47V48H37ZM42 47V46H41ZM48 47V46H47ZM58 47V46H57ZM61 47H63V49H64V47L65 46H60L59 45V49L61 48ZM74 47V49H76ZM124 47V46H123ZM125 47H126V45H125ZM136 47H138V46H135V51L137 50L136 49ZM147 47V48H148ZM152 47V46H151ZM159 47H157V48H159ZM179 47V46H178ZM193 47V48H194ZM198 47H199V45H198ZM210 47V46H209ZM24 48V47H23ZM23 48H22V50H23ZM35 48V49H36ZM70 48V50L72 49L71 47H69ZM99 48V49H98ZM109 48H111V46L109 47ZM108 48V49H109ZM113 48V47H112ZM119 48V47H118ZM141 48V47H140ZM144 48H145V46H144ZM153 48V47H152ZM162 48H165V47H163L162 46ZM172 48L174 49V47L172 46ZM208 47L206 46V48L205 49H207ZM25 49V48H24ZM27 49H28V46H27ZM40 49V48H39ZM43 49V48H42ZM41 49V50H42ZM48 49V48H47ZM52 49V48H51ZM54 49V48H53ZM58 49V50H59ZM94 50V49H98L99 50V54H98V50H96V52H97V54H98V56H99V59H96V55L94 56V54H92V52H91V50ZM121 48H119V50H120ZM123 49V48H122ZM150 49V48H149ZM156 49V48H155ZM154 49V50H155ZM170 50H172L171 48H169ZM187 49H188V47H187ZM204 49V50H205ZM31 50V49H30ZM41 50H39V51H41ZM58 50H56V51H58ZM113 50V49H112ZM117 50V49H116ZM125 50V49H124ZM124 50H121V51H124ZM134 50V49H133ZM141 50H142V48H141ZM140 50V51H141ZM147 50V49H146ZM160 50H161V48H160ZM166 50V49H165ZM164 50V51H165ZM169 50V51H170ZM194 50H195V48H194ZM223 50V49H222ZM29 51V50H28ZM33 51V50H32ZM44 51V50H43ZM53 51V50H52ZM68 51H69V49H68ZM74 51V50H73ZM95 51V50H94ZM115 51V50H114ZM114 51H113V53H114ZM126 51V50H125ZM124 51V52H125ZM129 51V50H128ZM127 51V52H128ZM130 51H131V49H130ZM129 51V52H130ZM138 51V50H137ZM139 51V52H140ZM150 51H151V49H150ZM162 51V50H161ZM167 51V50H166ZM210 51H211V49H210ZM6 52V51H5ZM23 52V51H22ZM38 52V51H37ZM42 52V51H41ZM47 53V51H46V49H45V51L43 52V53ZM49 52V51H48ZM54 52V51H53ZM52 52V53H53ZM61 52H62V50H61ZM64 52V51H63ZM127 52H126V54H127ZM142 52V51H141ZM155 52V51H154ZM191 52V51H190ZM205 52H208V51H205ZM24 53V52H23ZM71 53V52H70ZM94 53V52H93ZM117 53H118V51H117ZM116 53V54H117ZM120 53H122V55H124V53L123 52H120ZM138 53V52H137ZM136 53V54H137ZM143 53H144V50H143ZM184 53V52H183ZM187 53V52H186ZM218 53V52H217ZM249 53H250V49H249ZM248 53V54H249ZM4 54H6V53H4ZM8 54V53H7ZM26 54H27V51H26ZM112 54V53H111ZM132 54V53H131ZM135 54V55H136ZM155 54H157V53H155ZM162 54V53H161ZM191 54V53H190ZM209 54V53H208ZM235 54V53H234ZM46 55V54H45ZM65 55V54H64ZM74 55H75V53H74ZM80 55V54H79ZM87 55V57H89ZM128 55H130V54H128ZM140 54L138 53V56H139ZM149 55V54H148ZM152 55V54H151ZM151 55L149 56V57H151ZM160 55V54H159ZM159 55H156V57L157 58H159ZM227 55H228V52H227ZM232 55V54H231ZM231 55H229L230 57H232ZM237 56H238V54H236ZM49 56V55H48ZM58 56V55H57ZM72 56V55H71ZM76 56V55H75ZM112 56H114V54H112ZM126 56V55H125ZM131 56V55H130ZM144 56V55H143ZM153 56V55H152ZM163 56V55H162ZM217 56V55H216ZM235 56V55H234ZM233 56V57H234ZM247 56V55H246ZM45 57H47V56H45ZM65 57V56H64ZM64 57H62V58H64ZM72 57H74V56H72ZM116 57V56H115ZM147 57V56H146ZM228 57V56H227ZM232 57V58H233ZM236 57V56H235ZM48 58V57H47ZM83 58V57H82ZM125 57L123 56V59H124ZM151 58H153V57H151ZM184 58H186V57H184ZM223 58V57H222ZM245 58V57H244ZM14 59V58H13ZM16 59V58H15ZM50 59H51V57H50ZM53 59V58H52ZM51 59V60H52ZM65 59V58H64ZM69 59V58H68ZM79 59V58H78ZM129 59H132V58H129ZM145 59V58H144ZM143 58H141V60H144ZM150 59V58H149ZM149 59H147V60H149ZM154 59V58H153ZM160 59V58H159ZM158 59V60H159ZM203 59H204V57H203ZM202 59V60H203ZM221 59V58H220ZM230 59V58H229ZM247 59H249V58H247ZM49 60V59H48ZM56 60V59H55ZM54 60V61H55ZM58 60V59H57ZM56 60V61H57ZM86 60V59H85ZM133 60H134V57H133ZM140 60V61H141ZM146 60V61H147ZM151 60V59H150ZM214 60V59H213ZM225 60H227V59H225ZM233 60H234V58H233ZM235 60H237V59H235ZM235 60H234V63H235ZM42 61V60H41ZM53 61V60H52ZM55 61V62H56ZM72 61V60H71ZM75 61H76V59H75ZM130 61H132V60H130ZM135 61H136V59H135ZM138 61V60H137ZM152 61V60H151ZM215 62H216V60H214ZM219 60H217V62H218ZM230 61V60H229ZM54 62V63H55ZM60 61H58V63H59ZM63 62V61H62ZM87 62V61H86ZM104 62V63H103ZM126 62V61H125ZM143 62H145V61H143ZM148 62V61H147ZM155 62H156V59H155ZM216 62V63H217ZM223 62V61H222ZM221 62V63H222ZM226 62H228V61H226ZM57 63V64H58ZM78 63V62H77ZM90 63V62H89ZM135 63V62H134ZM136 63H138V62H136ZM150 63V62H149ZM159 63V62H158ZM210 63V62H209ZM208 63V64H209ZM212 63H214V62H212ZM216 63L214 64V65H216ZM220 63V64H221ZM237 63V62H236ZM56 64V65H57ZM61 64V63H60ZM74 64V63H73ZM79 64V63H78ZM130 64V63H129ZM141 64H143L142 62H141ZM153 64V63H152ZM230 64V63H229ZM75 65H77V64H75ZM89 65V64H88ZM108 65L109 66H112L111 68H112V70H110L109 69V67H108ZM125 65H128V64H125ZM133 65H135V64H133ZM138 65V64H137ZM146 65V64H145ZM158 65V64H157ZM156 65V66H157ZM159 65H160V63H159ZM210 65L212 66L213 64H209V66H207L208 67V70L210 71V69H209V67H210ZM213 65V66H214ZM217 65H219V64H217ZM223 65H225L226 66V64H223ZM223 65H221V66H223ZM231 65V64H230ZM45 66V65H44ZM43 66V67H44ZM61 66V65H60ZM59 66V67H60ZM90 66V65H89ZM141 66V65H140ZM143 66V65H142ZM147 66V65H146ZM151 66V65H150ZM149 66V67H150ZM155 66V67H156ZM228 66V65H227ZM226 66V67H227ZM46 67V66H45ZM56 67V66H55ZM63 67H64V65H63ZM81 67V66H80ZM126 67V66H125ZM154 67V66H153ZM160 67V66H159ZM158 67V68H159ZM204 67V66H203ZM202 67V68H203ZM206 67V68H207ZM229 68H230V66H228ZM232 67H235L236 68V66H234V65H232ZM58 68V67H57ZM57 68H55V69H57ZM75 68H76V66H75ZM77 68H79L78 67V65H77ZM86 68H90V67H87V64H86ZM95 68H96V66H95ZM122 68V67H121ZM127 68H129L128 66H127ZM132 68H133V66H132ZM144 68V67H143ZM146 68V67H145ZM150 68H152V67H150ZM205 68V69H206ZM223 68H224V66H223ZM229 68H228V70H229ZM242 68V67H241ZM48 69V68H47ZM82 69H84V68H82ZM116 69H119V71H120V73L119 72H117V71H114V70ZM142 69V68H141ZM140 69V70H141ZM154 69V68H153ZM160 69V68H159ZM212 69H214V67H212L211 68V70ZM230 69H232V68H230ZM41 70H43V68L42 69H40V71ZM45 70V69H44ZM79 70V69H78ZM89 70V69H88ZM90 70H92V69H90ZM146 70H147V68H146ZM145 70V71H146ZM203 70V69H202ZM225 70V69H224ZM237 69H235L234 71H236ZM240 70V69H239ZM39 71V72H40ZM82 71V70H81ZM86 71V70H85ZM95 71V70H94ZM125 71V72H124ZM150 71V70H149ZM151 71H152V69H151ZM154 71V70H153ZM155 71H157V70H155ZM154 71V72H155ZM160 71H161V69H160ZM214 71H216L215 69H214ZM219 71V70H218ZM226 71H227V69H226ZM232 71V70H231ZM44 72V71H43ZM46 72V71H45ZM59 72H60V69H59ZM68 72V71H67ZM80 72V71H79ZM84 72V71H83ZM88 72V71H87ZM101 72H103V71H101ZM136 72V71H135ZM205 72V71H204ZM206 72H207V69H206ZM213 72V71H212ZM212 72H210L211 74H212ZM220 72V71H219ZM230 72V71H229ZM228 72V73H229ZM239 73L240 71H236V72H234L233 74H235V73ZM57 73V72H56ZM91 73V72H90ZM94 73V72H93ZM99 73H100V71H99ZM157 73H158V71H157ZM161 73V72H160ZM159 73V74H160ZM214 73V72H213ZM216 73V72H215ZM224 73H225V71H224ZM228 73H226L227 74V77H226V75H224L227 79H229L230 77H232V76H229L228 75ZM242 73V72H241ZM41 74H42V72H41ZM44 74V73H43ZM57 74H59V73H57ZM61 74V73H60ZM68 74V73H67ZM95 74V73H94ZM149 74V73H148ZM155 74V73H154ZM205 74V73H204ZM208 74V73H207ZM207 74H205V75H207ZM210 74V75H211ZM217 74V73H216ZM219 74V73H218ZM217 74V75H218ZM232 74V73H231ZM63 75V74H62ZM61 75V76H62ZM72 75H74L73 73H72ZM77 77H78V75H77V72H76V74H75ZM75 75H74V77H75ZM84 75V74H83ZM88 75V74H87ZM98 75V74H97ZM153 75V74H152ZM198 75H199V72H198ZM202 75H203V73H202ZM204 75V76H205ZM209 75V74H208ZM214 75V74H213ZM217 75H215V76H217ZM222 75H223V72H222ZM222 75H219V76H222ZM247 75V74H246ZM249 75V74H248ZM251 75V76H252ZM42 76V75H41ZM60 76V75H59ZM65 76V75H64ZM63 76V77H64ZM79 76H81V74L79 75ZM91 76H93V75H91ZM150 76H151V74H150ZM155 76H156V74H155ZM197 76V75H196ZM215 76H213L212 77V79L215 77ZM235 76H236V74H235ZM240 76L241 75H239V77L238 78H240ZM56 77V76H55ZM66 77H67V75H66ZM69 77V76H68ZM68 77H67V79H68ZM73 77V76H72ZM72 77H70V80H72ZM104 77V76H103ZM136 77V76H135ZM198 77V76H197ZM209 78H211L210 76H208ZM223 77V76H222ZM44 78V77H43ZM42 78V79H43ZM47 78H48V76H47ZM60 77H58V79H59ZM65 78V77H64ZM85 78L87 79V77L85 76ZM98 78V77H97ZM96 78V79H97ZM100 78V80H101V76L99 77ZM200 78V77H199ZM206 78V77H205ZM205 78L203 77V79L205 80ZM217 78V77H216ZM224 78V77H223ZM40 79V78H39ZM57 79V78H56ZM55 79V80H56ZM63 79V78H62ZM75 79V78H74ZM93 79V78H92ZM103 79V78H102ZM105 79V78H104ZM133 79H134V77H133ZM152 79V78H151ZM154 79H156V77L154 78ZM157 79H158V77H157ZM202 79V80H203ZM211 79V80H212ZM222 79V78H221ZM220 78L218 79V80H221ZM232 79V78H231ZM243 79V78H242ZM252 79V78H251ZM54 80V79H53ZM79 80V79H78ZM77 80V81H78ZM90 80H91V78H90ZM94 80V79H93ZM99 80V79H98ZM97 80V81H98ZM99 80V82H101ZM106 80V79H105ZM135 80V79H134ZM200 80V79H199ZM210 79H208V82H210L209 81ZM216 80V79H215ZM230 80V79H229ZM236 80V79H235ZM240 79H238V81H239ZM250 80V79H249ZM34 81V80H33ZM47 81V80H46ZM66 81H69V80H66ZM76 81V80H75ZM77 81H76V84H77ZM83 81H85L84 79L82 80V82ZM87 81V80H86ZM85 81V82H86ZM92 81V80H91ZM90 81V82H91ZM107 81V80H106ZM110 81V80H109ZM154 81V80H153ZM152 81V82H153ZM158 81V80H157ZM161 81V80H160ZM194 81H196V80H194ZM205 81H207V80H205ZM226 81V80H225ZM225 81H221V83L223 82H225ZM228 81V80H227ZM251 81V80H250ZM40 82V81H39ZM64 82V81H63ZM69 82H71V81H69ZM72 82H73V80H72ZM79 82V81H78ZM93 82V81H92ZM98 82V83H99ZM103 82V81H102ZM108 82V81H107ZM151 82V83H152ZM176 82V81H175ZM193 82V81H192ZM192 82H191V85H192ZM199 82V81H198ZM216 82V81H215ZM232 82H234V79H233V81ZM31 83V82H30ZM33 83V82H32ZM48 83H49V81H48ZM75 83V82H74ZM80 83V82H79ZM98 83H97V85H98ZM138 83V82H137ZM148 83H150V82H148ZM155 83V82H154ZM154 83H152V84H154ZM197 83V82H196ZM202 82L200 81V84H201ZM218 83V82H217ZM217 83H215V85L217 84ZM236 83V82H235ZM240 83V82H239ZM35 84V83H34ZM45 84V83H44ZM89 84V83H88ZM96 84V83H95ZM104 84H107L106 82L104 83ZM109 84H111V83H109ZM151 84V85H152ZM160 84V83H159ZM159 84H157L156 83V85H158L159 86ZM178 84V83H177ZM195 84V83H194ZM204 84H205V86L204 87H206V89H207V85H206V82H204ZM210 84V83H209ZM238 84V83H237ZM36 85H38V82H37V84ZM42 85H43V83H42ZM47 85H49V84H47ZM55 85V84H54ZM65 85H66V83H65ZM91 85V84H90ZM97 85H96V87H97ZM170 85V84H169ZM173 85V84H172ZM198 85H199V83H198ZM198 85H197V87H198ZM203 85V84H202ZM202 85H201V87H202ZM218 85H219V83H218ZM32 86V85H31ZM41 85H38V87H40ZM60 86H61V84H60ZM67 86H68V83H67ZM72 86V85H71ZM85 86V85H84ZM86 86H87V84H86ZM99 86V85H98ZM106 86V85H105ZM108 86V85H107ZM106 86V87H107ZM114 86V85H113ZM115 86V87H116ZM143 86V85H142ZM149 86V85H148ZM154 86H155V84L153 85V88H154ZM158 86H156V87H158ZM176 85H174L173 87H175ZM187 86V88H186V90H188V87H190V85H186ZM209 86V85H208ZM212 86V85H211ZM217 86V85H216ZM229 86V85H228ZM37 87V88H38ZM51 87V86H50ZM73 87V86H72ZM76 87V86H75ZM78 87V86H77ZM79 87H80V84H79ZM95 87V88H96ZM104 87V86H103ZM149 87H151V86H149ZM172 87V86H171ZM195 87V86H194ZM212 87H214V85L212 86ZM241 87V86H240ZM43 88H44V86H43ZM46 88V87H45ZM48 88V87H47ZM56 88H59V87H56ZM55 88V89H56ZM65 88V87H64ZM67 88V87H66ZM65 88V89H66ZM71 88V87H70ZM86 88V87H85ZM88 88V87H87ZM94 87L92 88L93 90L95 89ZM101 88V87H100ZM140 88H142L141 86H140ZM185 88V87H184ZM192 88V87H191ZM190 88V89H191ZM209 88H210V86H209ZM217 88V87H216ZM215 88V89H216ZM220 88V87H219ZM54 89V90H55ZM61 89V88H60ZM59 89V90H60ZM84 89V88H83ZM98 89V90H97ZM96 90H97V92L99 91V88H97ZM102 89V88H101ZM106 89V88H105ZM108 89V88H107ZM107 89L105 90V91H107ZM113 89H114V87H113ZM112 89V90H113ZM171 89H173V88H171ZM181 89V88H180ZM195 89H196V87H195ZM201 89V88H200ZM214 89V90H215ZM221 89V88H220ZM245 89V88H244ZM250 89V88H249ZM31 90V89H30ZM36 90V92H37V89H35ZM41 90L42 89H40V92H41ZM45 90H47V89H45ZM62 90V89H61ZM60 90V91H61ZM77 90V89H76ZM78 90H80V89H78ZM87 90V89H86ZM85 90V91H86ZM111 90V89H110ZM110 90H108V92L110 91ZM145 90V89H144ZM143 90V91H144ZM149 90H150V88H149ZM152 90V89H151ZM155 90H157V89H155ZM159 90H160V88H159ZM170 90V89H169ZM177 90V89H176ZM193 90V89H192ZM198 90V89H197ZM203 90V89H202ZM212 90V89H211ZM213 90V91H214ZM227 90V89H226ZM229 90V89H228ZM50 91V90H49ZM57 91V90H56ZM66 91V90H65ZM75 91V90H74ZM73 91V92H74ZM82 91V90H81ZM104 91V90H103ZM141 91H142V89H141ZM140 91V92H141ZM162 91H164V90H162ZM165 91H167V90H165ZM164 91V92H165ZM179 91H181V90H178V92ZM206 91V90H205ZM208 91V90H207ZM218 91V90H217ZM217 91H215L216 92V95H217ZM39 92V91H38ZM44 92V91H43ZM43 92H42V94H43ZM46 93H48V91H45ZM69 92V91H68ZM72 92V91H71ZM72 92V93H73ZM100 92V91H99ZM149 92V91H148ZM152 92V91H151ZM169 92V91H168ZM172 92V91H171ZM177 92V91H176ZM177 92V93H178ZM184 92V91H183ZM190 92H192L191 90H190ZM194 92V91H193ZM200 92V91H199ZM202 92H204V90L202 91ZM209 92V91H208ZM214 92V93H215ZM219 92V91H218ZM51 93V92H50ZM55 93V92H54ZM66 93V92H65ZM64 93V94H65ZM79 93H81V92H79ZM106 93V92H105ZM143 93V92H142ZM141 93V94H142ZM159 93V92H158ZM157 93V94H158ZM53 94V93H52ZM60 94V93H59ZM69 94V93H68ZM67 94V95H68ZM85 94H86V92H85ZM145 94V93H144ZM144 94H143V96H144ZM155 92L153 93V96L155 97ZM160 94V93H159ZM166 94V93H165ZM181 94V93H180ZM199 94V93H198ZM201 94V93H200ZM199 94V95H200ZM205 94H207V93H205ZM212 94V93H211ZM56 95H57V93H56ZM70 95V94H69ZM75 95V94H74ZM120 95H119V97H120ZM169 95V94H168ZM179 95V94H178ZM196 95V94H195ZM202 95V94H201ZM215 95V94H214ZM214 95H213V97H214ZM28 96V95H27ZM44 96V95H43ZM49 96V95H48ZM59 96V95H58ZM60 96H61V94H60ZM66 96V95H65ZM81 96V95H80ZM93 96H94V94H93ZM100 96H103V95H100ZM110 96V95H109ZM108 96V97H109ZM112 96V95H111ZM160 96H161V94H160ZM166 96V95H165ZM171 96H172V94H171ZM180 96V95H179ZM192 96V95H191ZM30 97V96H29ZM28 97V98H29ZM45 97H47V96H44V98ZM53 97H55V94H54V96ZM77 97V94H76V96H75V98ZM90 97H91V95H90ZM105 97V96H104ZM154 97H152L153 99H154ZM159 97V96H158ZM162 97H163V95H162ZM161 97V98H162ZM168 97V96H167ZM166 97V98H167ZM178 97V96H177ZM197 97V96H196ZM208 97H209V95H208ZM15 98H17L16 96H15ZM48 98V97H47ZM46 98V99H47ZM67 98V97H66ZM89 98V97H88ZM110 98V97H109ZM108 98V99H109ZM112 98H113V96H112ZM117 99V95L115 94V97H114V99ZM199 98V97H198ZM202 98V97H201ZM27 99V98H26ZM55 99V98H54ZM68 99V98H67ZM72 99H73V97H72ZM71 99V100H72ZM77 100H78V97L76 98ZM82 99V98H81ZM96 99V98H95ZM104 99V98H103ZM163 99V98H162ZM178 99V98H177ZM182 99V98H181ZM62 100H63V98H62ZM89 100H90V98H89ZM92 100V99H91ZM90 100V101H91ZM105 100H107V97H106V99ZM110 100H111V98H110ZM113 100V99H112ZM117 100H119V99H117ZM121 100V99H120ZM152 100V99H151ZM161 100V99H160ZM197 101H198V99H196ZM205 100H206V97H205ZM214 100H216V99H214ZM46 101V100H45ZM47 101H48V99H47ZM52 101H54L53 99H52ZM59 101V100H58ZM67 101V100H66ZM65 101V102H66ZM70 101V100H69ZM73 101H74V99H73ZM82 101V100H81ZM98 101H99V99H98ZM115 101V100H114ZM164 101V100H163ZM201 101V100H200ZM200 101H199V104H200ZM202 101H203V99H202ZM207 101L209 102L210 100H208L207 99ZM206 101V102H207ZM236 101V102H237ZM56 102V101H55ZM72 102V101H71ZM77 102V101H76ZM121 102V101H120ZM152 102V101H151ZM166 102V101H165ZM164 102V103H165ZM169 102H170V100H169ZM182 102H184L183 100L181 101V103ZM195 102V101H194ZM204 102V101H203ZM206 102H204L203 104H205ZM216 102H217V100H216ZM217 102V103H218ZM48 103V102H47ZM69 103V102H68ZM74 103V102H73ZM84 103V102H83ZM94 101H93V107H94ZM100 103V102H99ZM98 103V104H99ZM105 103V102H104ZM110 103V102H109ZM108 103V104H109ZM117 103V105H118V102H116ZM115 103V104H116ZM136 103V102H135ZM142 103V102H141ZM144 103H146L145 101H144ZM144 103H142V104H144ZM160 103V102H159ZM168 102H166V104H167ZM174 103H176V100H175V102ZM173 103V104H174ZM60 104V103H59ZM89 104V103H88ZM123 104V103H122ZM160 104H162V103H160ZM169 104V103H168ZM170 104H171V102H170ZM178 104H179V102H178ZM208 104V103H207ZM236 104V103H235ZM47 105V104H46ZM52 105V104H51ZM62 105H64V104H62ZM147 105V104H146ZM146 105H144V106H146ZM175 105V104H174ZM189 105V104H188ZM232 105H234L233 103H232ZM70 106H71V104H70ZM75 106V105H74ZM74 106L72 107V109L74 108ZM78 106V105H77ZM100 106V105H99ZM108 105H106V107H107ZM120 106V105H119ZM122 106V105H121ZM143 106V105H142ZM159 106V105H158ZM165 107H166V105H164ZM186 106H187V103H186ZM185 106V110H186V107ZM204 106V105H203ZM211 106V105H210ZM209 106V107H210ZM236 106V105H235ZM61 107H63V106H61ZM82 107V106H81ZM174 107H178V106H174ZM208 107V108H209ZM60 108V107H59ZM68 108H69V106H68ZM76 108H78V107H76ZM96 108V107H95ZM101 108V107H100ZM143 108V107H142ZM145 108V107H144ZM168 108V107H167ZM178 108H180V107H178ZM177 108V109H178ZM237 108V109H238ZM52 109V108H51ZM85 109H86V106H85ZM189 109V108H188ZM187 109V110H188ZM213 109V108H212ZM215 109H216V105H215ZM214 109V110H215ZM219 108H217V110H218ZM35 110V109H34ZM59 110V109H58ZM78 110V109H77ZM77 110H76V112H77ZM83 110V109H82ZM90 110V109H89ZM92 110V109H91ZM94 110V109H93ZM92 110V111H93ZM145 110H146V108H145ZM180 110V109H179ZM30 111V110H29ZM32 111V110H31ZM70 111V110H69ZM74 111H75V109H74ZM86 111V110H85ZM100 111H101V109H100ZM133 111V110H132ZM178 111V110H177ZM176 111V112H177ZM235 111V110H234ZM61 112H63V111H61ZM65 113H66V111H64ZM76 112H74V113H76ZM95 112V111H94ZM147 112V111H146ZM187 112V111H186ZM213 112H214V114H213ZM217 112V111H216ZM26 113V112H25ZM36 113V112H35ZM34 113V111H33V114H35ZM54 113V112H53ZM90 113V112H89ZM96 113V112H95ZM134 113L135 112H129L127 115H126V117L124 116L123 118H122V126L120 125V126H118V135H117V137H115L114 136V138L112 137L111 138V140H109V142L105 145V146H101L100 148L98 147V149L95 151V152H93V154H92V156H91V163H92V170L90 171L91 173H89V175H88V172H84L85 173V176H84V188H83V193L81 194V196H80V198H79V204H78V218H79V220L82 222V228L80 227L81 226V222H80V225H79V227L82 229V235H80V241H79V250H78V255L76 256V264H121L123 261H122V253L125 251L124 250V242L122 241V240H120V233H119V219H118V217H117V215L113 212L112 214H110V211H108L107 209H106V212L105 211H103L102 210V208L103 207H100V209H98V210H96V208H93V200H94V196H95V194L96 193H99V194H103V193H105L106 191H107V188H109V185L110 184H112V183H116V182H120V180L122 179V177H123V173H124V171L121 169V167H120V164H121V166H122V158H121V148H122V146L123 145H127V143H128V137L131 139V141L134 143V144H137V140H138V137L136 136V131H137V127H139L137 124H138V122L136 123V124H134L133 123V121L135 120V115H134ZM174 113V112H173ZM178 113V112H177ZM185 113V112H184ZM28 113H26V114H24V115H27ZM38 114V113H37ZM47 114V113H46ZM56 114V113H55ZM63 113H61V115H62ZM68 113H66V115H67ZM73 114V113H72ZM78 114H81V112L80 113H78ZM174 114H176V113H174ZM182 114H183V111H182ZM29 115V114H28ZM44 115H45V112H44ZM48 115H49V113H48ZM70 115V114H69ZM77 115V114H76ZM82 115V114H81ZM81 115H79V116H81ZM91 115V114H90ZM96 115V114H95ZM147 115H148V112H147ZM177 115H179V114H177ZM51 116H52V114H51ZM55 116V115H54ZM57 116H59L58 114H57ZM74 116V115H73ZM78 116V117H79ZM91 116H93V115H91ZM103 116H104V114H103ZM150 117H151V115H149ZM219 116V115H218ZM37 117V116H36ZM62 117H64V116H62ZM77 117V116H76ZM93 117H95V116H93ZM177 117V116H176ZM43 118V117H42ZM47 118H48V116H47ZM58 118V117H57ZM67 118V117H66ZM80 118V117H79ZM78 118V119H79ZM83 118H85V114H84V117ZM88 118H89V116H88ZM220 118V117H219ZM34 119H35V115H34ZM33 119V120H34ZM37 119H38V117H37ZM46 119V118H45ZM60 119V118H59ZM62 119V118H61ZM60 119V120H61ZM73 119V118H72ZM71 119V120H72ZM77 119V118H76ZM105 119V118H104ZM104 119H102V120H104ZM31 120V119H30ZM53 120V119H52ZM68 120H70V119H68ZM80 120V119H79ZM91 120V119H90ZM102 120H101V122H102ZM188 120H189V118H188ZM41 121V120H40ZM51 121V120H50ZM54 121H56V120H54ZM67 121V120H66ZM78 121V120H77ZM95 121V120H94ZM209 121V122H208ZM32 122V121H31ZM45 122H46V120H45ZM76 122V121H75ZM82 122V121H81ZM81 122H80V124H81ZM83 122H85V121H83ZM218 122V121H217ZM39 124L38 125H40V122H38ZM42 123H43V119H42ZM50 123H52V122H50ZM58 123V122H57ZM74 123V122H73ZM87 123H88V120H87ZM90 123L92 124L93 122L92 121H90ZM188 123V122H187ZM220 123H221V121H220ZM220 123H219V125H220ZM70 124H71V122H70ZM94 124V123H93ZM216 124V123H215ZM44 125V124H43ZM47 125V124H46ZM50 125H52V124H50ZM60 125L62 126V124L60 123ZM75 125V124H74ZM88 126H89V123L87 124ZM163 125V124H162ZM36 126V125H35ZM35 126H33V127H35ZM41 126V125H40ZM190 126V125H189ZM30 127V126H29ZM44 127H45V125H44ZM71 127V126H70ZM76 127V126H75ZM87 127V126H86ZM94 127H95V125H94ZM107 127V126H106ZM224 127V126H223ZM47 128V127H46ZM88 128V127H87ZM90 128L92 129L93 128V126L92 127H89V130H90ZM98 128V127H97ZM102 128H105V127H102ZM189 128V127H188ZM219 127H217V129H218ZM69 129V128H68ZM94 129V128H93ZM98 129H100V127L98 128ZM97 129V130H98ZM224 129V128H223ZM39 130V129H38ZM52 130H54L53 129V127H52ZM82 130H83V128H82ZM116 131H117V129H115ZM162 130V129H161ZM29 131V130H28ZM27 131V132H28ZM43 131H44V129H43ZM60 131H61V129H60ZM64 131V130H63ZM91 131H93V130H91ZM86 132V131H85ZM84 132V133H85ZM219 132V131H218ZM229 132V131H228ZM36 133V132H35ZM54 133V132H53ZM52 133V134H53ZM88 133V132H87ZM89 133H91V132H89ZM95 133H97V132H95ZM114 133H115V131H114ZM154 134V132H151V135H153ZM60 134V133H59ZM82 135H83V133H81ZM116 134V133H115ZM219 134H221L220 132H219ZM226 134V133H225ZM27 135H28V133H27ZM43 135H45L44 134V132H43V134L42 135H40V136H43ZM61 135V134H60ZM64 135V134H63ZM87 135H89V134H87ZM114 135V134H113ZM169 135H171V134H169ZM65 136V135H64ZM64 136H62V137H64ZM91 136H92V134H91ZM99 136V135H98ZM172 136V135H171ZM224 136V135H223ZM39 137V136H38ZM45 137V136H44ZM83 137H85L84 135H83ZM86 137H89V136H86ZM97 137V136H96ZM104 137V136H103ZM159 138H158V140H159V143L158 144H156V145H153V149H156L157 151H156V155H157V157H158V160H160L161 162H171V163H176L175 165H177V167L179 166V164L180 163H182V164H184L187 168H188V172H189V170H191L192 168L190 167V165L188 164V159H183V160H179V161H177V157L179 156V151H177V148H176V150H175V148H173L174 147V145H175V141L172 139V137H170V136H168V135H166V133L164 134V132L162 133L161 132V134H159V136H158ZM234 137V136H233ZM31 138V137H30ZM37 138V137H36ZM42 138V137H41ZM65 138V137H64ZM100 138H101V136H100ZM228 138V137H227ZM28 139V138H27ZM35 140V139H34ZM43 140V139H42ZM47 140V139H46ZM60 139L58 138V141H59ZM65 140V139H64ZM63 140V141H64ZM89 140H90V137H89ZM49 142L51 141V140H48ZM61 141H62V138H61ZM63 141H62V143H63ZM66 141V140H65ZM219 141H220V139H219ZM33 142V141H32ZM32 142H30V143H32ZM46 142V141H45ZM48 142V143H49ZM55 142V141H54ZM36 143H37V141H36ZM35 143V144H36ZM47 143V142H46ZM45 143V144H46ZM52 143H53V141H52ZM57 143V142H56ZM217 143V142H216ZM215 143V144H216ZM220 143H223L222 141L220 142ZM224 143H225V141H224ZM223 143V144H224ZM44 144V145H45ZM50 144V143H49ZM55 144V143H54ZM71 144V143H70ZM177 144V143H176ZM218 144V143H217ZM222 144V145H223ZM229 144V143H228ZM226 145V144H225ZM31 146H33L32 144H31ZM57 146V145H56ZM47 147V146H46ZM71 146L69 145V148H70ZM234 146H232L231 148H233ZM216 148V147H215ZM222 148V147H221ZM224 148V147H223ZM229 149H230V152H231V148L230 147H228ZM32 149V148H31ZM35 149V148H34ZM33 149V150H34ZM94 151V150H93ZM166 151H168L167 153H165ZM218 151V150H217ZM229 151V150H228ZM34 152H35V150H34ZM89 152H91V151H89ZM229 152V153H230ZM92 153V152H91ZM223 153V152H222ZM224 154V153H223ZM226 154V153H225ZM224 154V155H225ZM59 157V156H58ZM221 157V156H220ZM245 158V162L243 161V159ZM40 159V158H39ZM225 159H226V157H225ZM224 159V160H225ZM229 159V158H228ZM230 160V159H229ZM39 161V160H38ZM41 161V160H40ZM252 162H258V163H260V165H258V163H257V165H253L252 164ZM42 163V162H41ZM178 163V164H177ZM199 163V164H198ZM40 164V163H39ZM226 164V163H225ZM169 165V164H168ZM167 165V166H168ZM175 165H173V166H175ZM183 165V166H184ZM227 165V164H226ZM38 166V165H37ZM40 166V165H39ZM43 166V165H42ZM41 167V166H40ZM169 167H172V165H169ZM176 167V166H175ZM175 169V168H174ZM180 169V168H179ZM172 170V169H171ZM170 170V171H171ZM184 170V169H183ZM187 170V169H186ZM185 170V171H186ZM45 171V170H44ZM176 171H177V169H176ZM194 171V170H193ZM192 171V172H193ZM52 172V171H51ZM184 172V171H183ZM191 172V171H190ZM191 172V173H192ZM197 172V171H196ZM195 171L193 172V173H196ZM49 173V172H48ZM83 173V174H84ZM178 173H180V170H179V172ZM185 173V172H184ZM187 173V172H186ZM87 174V175H86ZM147 174V173H146ZM164 174H165V172H164ZM169 174H170V172H169ZM168 174V175H169ZM181 174V173H180ZM167 175V176H168ZM175 175H176V173H175ZM183 176H185L184 174H183ZM198 176V175H197ZM176 177H177V175H176ZM180 177V176H179ZM179 177H178V179H179ZM169 178V177H168ZM171 178V177H170ZM181 179H183V177H180ZM193 178H194V176H193ZM83 179V178H82ZM163 179V178H162ZM185 179H186V176H185ZM189 179H191V178H189ZM175 180H176V178H175ZM174 181V180H173ZM164 182V181H163ZM171 182V184H172V181H170ZM169 182V183H170ZM190 182V181H189ZM195 182V181H194ZM162 183V182H161ZM168 184V183H167ZM162 185V184H161ZM165 185V184H164ZM173 185V184H172ZM163 186V185H162ZM168 187H169V184L167 185ZM171 186V185H170ZM194 186V185H193ZM188 187V186H187ZM162 188V187H161ZM166 188V187H165ZM164 188V189H165ZM1 189V188H0ZM5 189V188H4ZM163 189V188H162ZM170 189H171V187H170ZM169 189V190H170ZM200 189H201V187H200ZM21 190H22V188H21ZM79 190V189H78ZM167 190V189H166ZM1 191V190H0ZM3 191V190H2ZM4 191H6L7 193H8V191L7 190H4ZM20 191V190H19ZM23 191V190H22ZM21 191V192H22ZM177 191V190H176ZM20 192V193H21ZM174 192V191H173ZM179 192V191H178ZM165 193H167V191H165ZM216 193L218 194V196L216 195ZM222 193H224L223 194V196L221 197L220 195H222ZM24 194V193H23ZM80 194V193H79ZM165 196H166V194H164ZM132 196V195H131ZM167 196H168V194H167ZM23 197V196H22ZM37 198V197H36ZM164 198V197H163ZM16 199V198H15ZM26 198H24L23 200L24 201H26L25 200ZM2 200V199H1ZM7 200V199H6ZM5 200V201H6ZM11 200V198L9 199V201ZM4 201V200H3ZM2 201V202H3ZM4 201V202H5ZM23 201V202H24ZM38 201V200H37ZM36 201V202H37ZM158 201V200H157ZM169 201V200H168ZM1 202V201H0ZM14 202V201H13ZM12 202V203H13ZM35 202V201H34ZM35 202V203H36ZM38 202H40V201H38ZM44 202V201H43ZM16 203V202H15ZM19 203V202H18ZM155 203V202H154ZM170 203V202H169ZM1 204H3V203H1ZM5 204V203H4ZM22 204V203H21ZM8 205H11V204H8ZM7 205V206H8ZM16 205V204H15ZM20 205V204H19ZM24 205H25V202H24ZM35 205V204H34ZM34 205H32V206H34ZM6 206V207H7ZM27 206V205H26ZM43 206V205H42ZM1 207V206H0ZM4 207V206H3ZM5 207V208H6ZM20 207V206H19ZM40 207H41V205H40ZM39 207V208H40ZM31 208V207H30ZM36 208V207H35ZM35 208H34V210H35ZM38 208V207H37ZM36 208V210H38ZM41 209V208H40ZM105 209V208H104ZM220 209V208H219ZM13 210V209H12ZM22 210V209H21ZM45 211H46V209H44ZM76 210V209H75ZM136 210V209H135ZM255 210H259L260 211V220L258 221V222H252V221H249V220H247V218H245L244 217V215L247 217L248 215H251V213L252 212H254ZM17 211V210H16ZM24 211V210H23ZM30 211H31V209H30ZM176 211V210H175ZM211 211H213V210H211ZM18 212H20V211H18ZM25 212H26V207H25ZM24 212V213H25ZM33 212V211H32ZM75 212V211H74ZM177 212V211H176ZM200 212V211H199ZM217 212H219V211H217ZM226 212V213H227ZM38 213H39V211H38ZM43 213V212H42ZM203 213V212H202ZM209 213H210V211H209ZM213 213V212H212ZM257 213V212H256ZM4 214V213H3ZM17 214V213H16ZM25 214H27V213H25ZM31 213H28V215H30ZM34 214H36V213H34ZM44 214V213H43ZM76 214V213H75ZM177 214V213H176ZM204 214V213H203ZM213 214H215V216H216V213H213ZM220 216H222V213H221V211H220ZM13 215V214H12ZM15 215V214H14ZM18 215V214H17ZM40 215V214H39ZM46 215V214H45ZM200 215V214H199ZM217 215H218V213H217ZM1 216V215H0ZM194 216V215H193ZM195 216H197L196 215V213H195ZM194 216V217H195ZM202 216V215H201ZM20 217V216H19ZM51 217V216H50ZM74 217H75V215H74ZM203 217H204V215H203ZM206 217V216H205ZM205 217H204V219H205ZM239 218L238 219V221H236V219H234V218ZM243 217H244V219H243ZM259 217V216H258ZM13 218V217H12ZM24 218V217H23ZM25 218H26V216H25ZM201 218V217H200ZM220 218V217H219ZM4 219V218H3ZM203 219V218H202ZM207 219V218H206ZM215 219V218H214ZM217 219L218 218H216V221H217ZM223 219V218H222ZM7 220V219H6ZM9 220V219H8ZM11 220V219H10ZM19 220V219H18ZM39 220V219H38ZM75 220H76V218H75ZM199 220V219H198ZM197 220V221H198ZM201 220V219H200ZM210 220L211 219H209V222H210ZM21 221V220H20ZM19 221V222H20ZM23 221V220H22ZM31 221H34L33 219L31 220ZM206 221H208V220H206ZM212 221V220H211ZM10 222V221H9ZM130 222V221H129ZM200 222H202V220L200 221ZM11 223H12V221H11ZM15 223H17L18 224V221L17 222H15ZM15 223H12V224H14L15 225ZM35 223H36V221H35ZM205 223V222H204ZM203 223V224H204ZM6 224H7V221H6ZM12 224H10V226L12 225ZM33 224V223H32ZM40 224H41V222H40ZM133 224V223H132ZM193 224V223H192ZM216 224V223H215ZM34 225V224H33ZM38 225V224H37ZM43 225V224H42ZM194 225V224H193ZM193 225H191V226H193ZM199 224H197V226H198ZM200 225H202L201 223H200ZM210 225V224H209ZM257 225H259L257 228H256V226ZM0 226H1V224H0ZM126 226V225H125ZM129 226V225H128ZM203 226H205V225H203ZM211 226V225H210ZM8 227V226H7ZM13 227V226H12ZM202 227V226H201ZM200 227V228H201ZM207 227H208V224H207ZM256 228L255 230H256V232H257V235L260 237V240H259V242H257L258 241V239H257V241H253V238L255 239V236L254 237H252V229L253 228ZM18 228V227H17ZM32 228V227H31ZM36 228V227H35ZM41 228V227H40ZM211 228V227H210ZM219 228V227H218ZM34 229V228H33ZM45 229V228H44ZM227 229V228H226ZM17 230V229H16ZM80 230V229H79ZM201 230V229H200ZM219 230V229H218ZM6 231V230H5ZM38 231H39V229H38ZM38 231L36 230V232L38 233ZM42 231V230H41ZM194 231V234H195V230H192V232ZM210 231V230H209ZM212 231H213V229H212ZM4 232V230H3V228H0V239H2V240H4L3 238H1V235H3L2 233ZM12 232H13V229H12ZM11 232V233H12ZM52 232V231H51ZM55 232V231H54ZM75 232H77V231H75ZM191 232V231H190ZM202 232H204L203 231V228H202V231H201V233ZM36 233V234H37ZM56 233V232H55ZM165 233H167V232H165ZM189 233V232H188ZM4 234H6V233H4ZM15 234V233H14ZM43 234H45V233H43ZM42 234V235H43ZM50 234V233H49ZM192 234V233H191ZM204 234V233H203ZM213 234H214V232H213ZM24 235V234H23ZM46 235V234H45ZM54 235V234H53ZM215 235V234H214ZM218 235V234H217ZM256 235V236H257ZM6 236H7V234H6ZM11 236V235H10ZM10 236H9V238H10ZM50 236V235H49ZM190 236V235H189ZM197 236V235H196ZM210 236V235H209ZM257 236V237H258ZM26 237V236H25ZM39 237V236H38ZM45 237V236H44ZM166 237V236H165ZM188 237V236H187ZM214 237V236H213ZM220 237V236H219ZM219 237H218V239H219ZM40 238V237H39ZM38 238V239H39ZM43 238V236L41 237V239ZM161 238V237H160ZM198 238V237H197ZM201 238H202V235H201ZM204 238H205V234H204ZM22 239H23V236H22ZM37 239V238H36ZM37 239V240H38ZM52 239V238H51ZM155 239V238H154ZM162 239H164L163 237H162ZM165 239H167V238H165ZM196 239V238H195ZM194 239V240H195ZM215 239V238H214ZM213 239V240H214ZM2 240H0V243H2L1 241ZM6 240V239H5ZM11 241V243H13V242H15V240L13 241V239H10ZM158 240H159V237H158ZM158 240H156V241H158ZM188 240H190L189 239V237H188ZM188 240H187V243H188ZM201 240V239H200ZM202 240H203V238H202ZM206 240V239H205ZM204 240V241H205ZM13 241V242H12ZM16 241L18 242V240L16 239ZM22 241V240H21ZM146 241H149V240H146ZM160 241V240H159ZM191 241V244L193 243L192 242V240H190ZM207 241V243H209V239L208 240H206ZM5 244H6V246H7V244H8V242H9V240H6V241H3ZM152 242H154V241H152ZM198 242V241H197ZM26 243H28V242H26ZM26 243H25V245H26ZM32 243V242H31ZM34 243V242H33ZM39 243H40V241H39ZM149 243V242H148ZM155 243V242H154ZM158 243H161V242H158ZM165 243V242H164ZM163 243V244H164ZM215 243V242H214ZM14 244V243H13ZM19 244V243H18ZM23 244V243H22ZM162 244V245H163ZM190 244V243H189ZM204 244V242H202V245ZM209 244H211V243H209ZM20 245V244H19ZM24 245V244H23ZM139 245V244H138ZM187 245V244H186ZM200 245V244H199ZM206 247H207V244H204ZM203 245V248L205 249V246ZM215 245V244H214ZM217 245V244H216ZM216 245H215V247H216ZM251 245H253V247H251ZM5 246V245H4ZM9 246H11V245H9ZM15 246H17V243H16V245ZM35 246V245H34ZM159 246V245H158ZM167 246V247H168ZM28 247L29 246H27V248L26 249H28ZM141 247V246H140ZM151 247V246H150ZM155 247H156V245H155ZM182 247H183V249H182ZM186 247V246H185ZM199 247V246H198ZM200 247H202L201 245H200ZM210 246H208V248H209ZM8 248V247H7ZM14 248V247H13ZM25 248V247H24ZM35 248V247H34ZM38 248V247H37ZM138 248H139V246H138ZM153 248V247H152ZM160 248H161V246H160ZM164 248H165V246H164ZM190 248V247H189ZM20 249H22V247L21 248H19V250ZM140 249V248H139ZM145 249V248H144ZM148 248H146V250H147ZM155 249V248H154ZM162 249V248H161ZM166 249V248H165ZM196 249V248H195ZM201 249V248H200ZM11 250V249H10ZM15 250H17V249H15ZM23 250V249H22ZM38 250V249H37ZM149 250V249H148ZM157 250H158V252H159V248H157ZM209 251H210V249H208ZM214 250L216 251V249L214 248ZM2 251V250H1ZM5 251V250H4ZM26 251V250H25ZM24 251V252H25ZM151 252H154V251H152V250H150ZM150 251H149V254H150ZM194 251V250H193ZM202 251V250H201ZM6 252V251H5ZM4 252V253H5ZM16 252V251H15ZM19 252V251H18ZM146 252V251H145ZM153 253L152 254V256L154 255L155 257H157V254H159V253ZM197 252H200V251H197ZM205 252H206V250H205ZM214 252V251H213ZM20 253H22L21 251H20ZM27 253V252H26ZM40 253V252H39ZM191 253V252H190ZM217 253V251L215 252V254ZM10 254V253H9ZM22 254H24L25 255V253H22ZM36 254H38V253H36ZM148 254V255H149ZM162 254V255H163ZM205 254V253H204ZM208 254H211V253H208ZM213 254V253H212ZM23 255V258L25 257L26 258V256H24ZM143 255V254H142ZM162 255H159V256H162ZM189 255H191V254H189ZM194 255V254H193ZM193 255H192V258L194 259V257H193ZM206 255V254H205ZM217 255V254H216ZM1 256V255H0ZM4 256V255H3ZM3 256H1V257H3ZM126 256V255H125ZM139 256V255H138ZM158 256V257H159ZM187 256H188V254H187ZM195 256V255H194ZM22 257V256H21ZM41 257V256H40ZM39 257V258H40ZM134 257V256H133ZM148 257L149 256H147V259H148ZM157 257V258H158ZM205 257V256H204ZM207 257V256H206ZM214 257V256H213ZM4 258V257H3ZM2 258V259H3ZM13 258H15V257H13ZM12 258V259H13ZM31 258H33V257H31ZM145 258V257H144ZM184 259H185V255H184V257H183ZM189 258H190V256H189ZM195 258H197L196 256H195ZM200 258V257H199ZM211 258V257H210ZM11 259V258H10ZM18 259V258H17ZM21 259V258H20ZM27 259H29V258H27ZM205 259V258H204ZM4 261H6L5 263H8L7 262V260H8V258H7V256H6V258H4L3 259ZM15 260V259H14ZM42 260V259H41ZM134 260V259H133ZM133 260H132V262H133ZM163 260V262H164V259H162ZM199 260V259H198ZM216 259L214 258V260H212L213 262L215 261ZM0 261H1V258H0ZM4 261H2V262H4ZM20 261V260H19ZM27 261V260H26ZM145 261H146V259H145ZM161 261V260H160ZM194 261V260H193ZM192 261V262H193ZM196 261V260H195ZM211 262V260H208V262ZM1 262V263H2ZM30 262V261H29ZM144 262V261H143ZM162 262V263H163ZM199 262V261H198ZM0 263V264H1ZM20 263V262H19ZM44 263V262H43ZM166 263V262H165ZM200 263V262H199ZM204 263V262H203ZM212 263V262H211ZM210 263V264H211ZM4 264V263H3ZM18 264V263H17ZM25 264V263H24ZM123 264V263H122ZM154 264V263H153ZM158 264H160V263H158ZM186 264V263H185ZM198 264V263H197ZM206 264H208V263H206ZM214 264V263H213ZM216 264V263H215Z\"/></svg>",
    "mask_w": 264,
    "mask_h": 264
}]
</instances>
